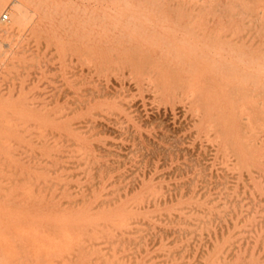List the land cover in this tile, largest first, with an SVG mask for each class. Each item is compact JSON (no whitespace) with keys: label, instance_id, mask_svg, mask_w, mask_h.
I'll return each instance as SVG.
<instances>
[{"label":"rangeland","instance_id":"obj_1","mask_svg":"<svg viewBox=\"0 0 264 264\" xmlns=\"http://www.w3.org/2000/svg\"><path fill=\"white\" fill-rule=\"evenodd\" d=\"M4 1H2L3 4L2 2H0L1 3L0 7H2L0 9V17L5 11H9L10 19L0 24V29H1L0 46L2 45L1 47H4V49L2 48V51L4 53L0 50V95L5 94L3 97L5 99L7 98L6 99L7 101L9 99L8 104L10 105L12 104L11 106L15 107L17 110L19 109L18 114L20 118L18 117L15 108L7 105L6 108L5 105L4 107L2 106L3 105L2 101L4 102L5 100L4 98H1L2 97L1 96L0 114H2L6 109L7 113L6 112L3 113L4 117H6L3 120L6 123L4 121L3 122L7 126H8L7 121L10 120V122L8 127L4 126L3 131L1 130L2 133L5 132L4 133L5 135L0 132L1 135L0 141H2L0 142V146L2 145L0 148L1 151L0 170H2L0 171V175H1L0 191H2L3 193L5 191L4 195L2 192L0 193V196L2 195L1 197H3L1 198L2 200L0 199L1 200L0 209L1 207L3 208L6 207L3 204H6L9 207V208L6 207L7 209L5 208V210L2 208L4 212H2L3 210H0V214H1L0 232L2 233V234L0 233L2 235V236L0 235V238L2 237L3 239V240L0 239V243H1L0 263L1 264H264V68H262L264 66V60H263L264 59V0H189V1L185 0V2H183V0H170V1L169 0H154V1L153 0H135V1L122 0L123 2L121 0L120 1L103 0V2L102 0L101 1L100 0H23L24 2L22 0H6L5 2ZM18 1L22 4L19 5V8L25 10V15H27V17L25 16L23 20L25 23L22 21L23 23H20L19 25L14 21L15 19L13 18L14 14L16 13V7L18 4H20ZM124 2L128 4H125ZM131 2H133L134 4L133 3L131 4ZM137 2L139 4H137ZM96 3L99 4V6L96 5ZM107 3L108 6L106 7ZM191 4H193V7ZM112 5H114L115 8H113L114 6L112 7ZM139 5L141 8L142 7L145 8L147 6L148 10L147 8H145V11L146 10L147 11L143 12L144 9L141 10V8H139ZM13 6L16 7L14 8ZM100 6L102 8H100ZM122 7L124 9H122ZM129 7L134 9L138 7L137 8L138 11L135 12V10L137 9L135 10L132 9L133 12L131 13V9H129ZM190 7L192 8V10ZM212 7L214 9V10L212 9L213 11L208 10ZM127 8L129 10H127ZM164 8H166V10ZM111 10L112 12H110ZM150 10L153 11L150 12ZM188 10L189 12H185L186 13L185 14L184 11H188ZM148 11H149V15L146 14L147 15L146 17V15L143 13H148ZM164 11L165 13H163ZM217 11L219 14H217ZM108 12H110L109 13L110 15L107 14ZM116 12L117 13L119 12V16H120L119 18L118 16H116L118 15ZM129 12L131 14H129ZM137 12L138 13L140 12V14H138ZM199 12H201L202 14L201 13L198 14ZM30 14L32 17L31 16L29 17ZM136 14L137 16H135ZM159 14L161 15V17ZM204 14H205V18H204ZM191 15L193 16L191 17ZM200 15H203V17ZM112 16L114 17L116 16L115 17L116 21L113 18L111 19ZM144 16L148 19H146ZM187 16L188 17L190 16L191 19L190 17L188 18ZM98 17L103 21L104 27H102L103 26L102 21L101 20L99 21ZM123 17H126V19L128 18V21ZM150 17H152L153 19ZM121 18L123 19V22ZM217 18L218 20H216ZM222 18H224V20ZM129 19L131 20L129 21ZM136 19H139L137 20V23H135ZM158 19H160V22L163 21L162 24L159 23ZM186 19H188V21ZM220 19L222 22L220 21ZM242 19L245 21H243ZM96 20L98 21L96 22ZM146 20L147 21L150 20L151 22L150 25L149 22H147ZM152 20L154 24L152 23ZM168 20L170 21L168 22ZM246 20H248L249 23ZM108 21H111L112 23L110 22L109 25ZM124 21L125 23H127V25L128 24L129 25L127 26L124 23ZM229 21L231 22V24ZM238 21L242 22V24L241 23L238 24L239 23ZM67 22H69L70 25ZM99 22H101V24H99ZM155 22H157V24ZM176 22L179 23L181 22V24L177 23L178 24L177 25ZM48 23L50 25H48ZM114 23L117 24L115 25ZM171 23L172 25H170ZM213 23L214 25H212ZM218 23H223V24H218ZM8 24L9 25L12 24V26L14 25L13 34L9 40L3 37L4 35L2 32V28L9 26ZM56 24H57L56 27L55 26L52 27V25H56ZM106 24L109 26H107ZM132 24H135V26ZM136 24L138 25L137 27ZM228 24H230V26ZM123 25L125 26V28ZM130 25L131 27L133 26L132 29ZM151 25L152 27L150 29L147 28L150 27ZM198 25L199 27H197ZM33 26L35 27V29L33 28ZM38 26L39 27L42 26L43 28L41 27L40 29ZM63 26L66 27V29ZM117 26L119 27V30ZM142 26H144L145 29L144 28L142 29ZM165 26H167L168 28ZM181 26L182 28L186 27L187 31L186 28L185 31L184 28L182 30ZM190 26L191 28L192 26L194 28L191 29ZM231 26H232V30H231ZM46 27L47 29H49V31L46 29ZM49 27L52 28V30H50ZM58 27L59 29H57ZM97 27H100L101 30L99 28L97 29ZM159 27L162 29L165 28V31L163 30L164 34L162 33V29L160 30ZM177 27L180 29H176ZM61 28L65 29L67 32ZM80 28H81L80 35L82 34L85 35H82L79 38L78 30H80ZM173 28L175 32L172 31ZM70 29L73 31H71ZM103 29H105L106 32ZM120 29L121 32H119ZM201 29L202 30L204 29V32ZM249 29L250 30L252 29L253 31L252 30L248 31ZM127 30H129V32L131 31L137 32V33L131 32L134 39L130 37L131 34H129ZM158 30H160L161 32ZM167 30L169 31L168 34L166 32ZM40 31L42 32V34ZM43 31H45V34ZM75 31L76 33L74 34L71 33ZM99 31L103 33L102 34L104 35L103 37L101 36ZM147 31L149 34H147ZM170 31L172 33L174 32L173 34H176L179 37L173 35ZM46 32L49 33V36L48 34H46ZM189 32L191 33V35ZM205 32L206 35H204ZM226 32L228 36L224 34ZM252 32L256 36L252 34ZM37 33L40 35L37 36L38 35ZM61 33H64V35ZM106 33H108L107 35L109 36H107ZM197 33L198 35H196ZM237 33H239V35ZM192 34H194V37ZM76 35L77 38H75ZM51 36L53 37V40L55 42L51 40L52 39ZM88 36L92 39H90ZM13 37L14 40H12ZM55 37L56 38L59 37L58 40ZM161 37L164 38V40H162ZM169 37H174L176 41L173 40L174 38L172 39ZM196 37L199 38L197 39ZM211 38L212 40H210ZM232 38L235 40H233ZM122 39L124 41H127L128 39L129 40L125 44V42H123ZM148 39L150 40L147 41ZM167 39L169 40L167 41ZM213 39L216 42L213 43L212 45V42H214ZM238 39L241 41H239ZM11 40L13 43H10ZM70 40L72 41V43ZM76 40L78 41L76 42ZM137 40L139 41L138 48H136L137 43H135ZM160 40H162V42ZM186 40H188L187 43L190 45L186 44ZM190 40L191 43H189ZM229 40L231 42H229ZM117 41L120 42L117 43ZM142 41L144 43H142ZM196 41L199 44H197ZM5 42L6 44H4ZM68 42H70V44ZM90 42L93 43H91V46L89 47L88 45L90 44ZM176 42H178V44L184 43L183 44L184 46L181 45V48H179L180 44L178 45ZM204 42H206V44ZM250 42L253 43V45L251 43L253 47L249 45ZM132 43H134V45ZM152 43H154L155 46ZM201 43H203V45L208 44V47L212 46L214 48L211 50V47L210 49L205 46L203 47ZM159 44L161 45V47L163 46L162 49ZM167 44L170 45L171 47L168 46ZM196 44L199 46H197ZM214 44L216 45L214 46ZM55 45L57 46L59 45V46L55 47ZM81 45L83 46V48ZM150 45H153L152 47H155L156 49L154 48L152 49ZM71 46L74 47L72 48ZM96 46L99 47L100 50H97L98 48ZM105 46L107 47V49H105ZM109 46H111L112 49H109L110 48ZM116 46L118 47L120 46L121 48L118 47L116 48ZM128 46H129V50H127ZM27 47L31 49L29 50ZM69 47L70 50H67ZM169 47L170 49H168ZM221 47L225 48L224 51L226 52L221 51L223 50L221 49ZM249 47H251L250 48L251 50H249ZM255 47H258V49ZM177 48L179 50H176ZM198 48L201 50H199ZM207 48L211 52H208L209 50ZM230 48L233 49V52L232 50H230ZM196 49H198V51ZM217 49H219L220 51ZM142 50H145L144 53L142 52ZM164 50L168 54H166ZM180 50L182 52H179ZM188 50L192 52L194 50V52L191 53L188 52ZM110 51L113 52L111 53ZM133 51H135L133 55H136V58L133 57L132 54H130L133 53ZM202 51L203 52L207 51L208 53H206L205 55V53H202ZM241 51L244 52L242 53ZM251 51H255V52L252 53ZM122 52H124V56ZM231 52L234 55L231 56L232 58L230 57V55L232 54ZM103 53H105L106 58ZM160 53H162V55ZM163 53L166 54V58L164 57ZM189 53L191 55L193 54L194 55L191 57ZM211 53L212 56H210ZM226 53L227 54L230 53V54L227 55ZM99 54L101 55V57ZM198 54L200 55V57ZM203 54L204 57L202 56ZM243 54L245 55V57ZM146 55L149 56L147 57ZM181 55L183 60L181 59ZM188 55L190 56L189 59H188ZM223 55H227L228 60L227 57ZM122 56L123 58L124 57L125 58L123 59ZM194 56L195 59H193ZM256 56L258 60L256 59ZM96 57L98 58L96 59ZM140 57L143 59H141ZM144 57H146L148 60ZM149 57L151 58L149 59ZM99 58H101V60H99ZM102 58L105 60H103ZM154 58L156 60H154ZM191 58L192 60H190ZM133 59H136V61L135 60L133 61ZM139 59L140 61L141 60L143 61L140 62ZM164 59L166 61L168 60V64ZM241 59L244 60L242 61ZM247 59L248 60L250 59L251 61H248L249 62L248 63ZM199 60L200 61L204 60V62L202 61L200 62ZM224 60L226 63L229 62L230 60L232 62L230 61L229 63L226 64ZM254 60L257 62L262 61V63H260V65L259 63L258 65H256L257 62L256 64L251 63V62H255ZM178 61L180 62V64L178 63ZM184 61L186 62L184 63ZM192 61H194L193 64ZM147 62L149 63V65H147L148 64ZM150 62L151 63L154 62V64H151ZM205 62L206 64L207 63L208 64L206 65ZM240 62H242V64ZM142 63L144 66L141 67ZM209 63H212V65L213 66L215 65V67H213ZM234 63L236 68L233 66ZM131 64H135L133 65L134 67L133 66L131 67L130 66ZM158 64L160 65V67ZM170 64L171 66H169ZM224 64L226 65L224 66ZM145 65L147 66V68ZM191 65L193 66L191 67ZM200 65L203 66L201 67ZM242 65L244 66L242 67ZM105 66L107 70H105ZM184 66L185 69L187 67L186 70L183 68ZM226 66L228 67V69ZM256 66L258 69L256 68ZM259 66H261V69ZM144 67L147 70V73L145 72L146 70L143 69ZM162 67L165 68V71L164 68L161 70ZM207 67L208 69H206ZM209 67H211L212 69L210 70ZM230 67L233 69L231 70ZM149 68L151 71L149 70ZM189 68L191 72H189ZM214 68L217 71L216 70L214 71L213 70ZM245 68L248 70H246ZM158 69L160 73L157 71ZM169 69H173V71L171 70L170 72ZM198 69L200 70L202 69V71ZM148 70L150 72H148ZM209 70L211 71L210 73ZM252 70L253 72H251ZM140 71H143L144 74L145 73L146 74L144 75L143 72L141 74ZM204 71H206L205 72L206 74L204 73ZM213 71L217 73V74L214 73L215 76H213L212 74ZM230 71L232 72L230 73ZM161 72H164V75ZM168 72L170 74L174 72L173 73L174 75H169ZM181 72H183L184 74ZM198 72L201 73L199 74ZM137 73H139V76L137 75ZM221 73H223V75H220ZM224 73L227 75H224ZM153 74H156V76L155 75L153 76ZM157 74L160 75L158 76ZM193 74L195 75V77ZM176 75L179 76L177 77ZM180 75L184 77L183 78L184 80ZM204 75L208 76L207 79L209 82L206 81V76ZM107 76L110 77L108 78ZM168 76H171V78L169 77L170 80ZM164 77L168 80H166ZM192 77L194 79L196 78L195 80L197 82L193 80ZM256 77L257 79H255ZM79 78H81L82 80ZM157 78L160 80H158ZM177 78L179 79L177 80ZM187 78L188 79L190 78L189 79L190 81ZM117 79L118 82L116 81ZM140 79L142 83H140L141 82L139 81ZM201 80L203 81L201 83H206V82L210 83L212 82V80L214 83L213 82L210 84L206 83L203 86L200 83ZM215 80L217 82H215ZM219 80H221V82ZM223 80L225 83L223 82ZM107 81H109V84L107 83ZM174 81L177 84L180 83V85L178 86L177 84L174 83ZM158 83L159 84L161 83L162 85L161 84L158 85ZM167 83L170 84L169 88ZM190 83L192 86L190 85ZM196 83L198 84L196 85ZM215 83H217L216 87H215ZM238 83L242 88L243 87L244 88L242 89L241 87H239ZM93 84H95V86ZM21 86L25 88L21 89ZM138 86L139 87L141 86V89ZM163 86L165 87L166 91ZM208 86L210 88V90L208 89L210 92L206 89ZM218 86L220 87L221 92L219 89H217ZM103 87L105 89H103ZM121 87H123L124 89ZM142 87H145L143 88L144 91ZM171 87L173 88L174 94L171 91L172 90ZM204 87H205V91H207L208 94L211 93L209 95L210 96L212 95L213 98L215 96V99H217L218 101L212 99V96L211 98H209V95L206 94V92H204ZM86 88L87 89L89 88L90 90L89 89L87 90ZM162 89L165 91V92L163 91L165 94L162 93ZM195 89L196 91L197 90L198 91L196 92ZM175 90L177 93H175ZM200 90H202L203 92ZM72 91H74L75 93ZM90 91L97 92L98 94L97 93L96 94L98 96H96L95 92L93 94L91 92L90 94ZM169 91H171L172 93L171 92L167 93ZM76 92L79 94H77ZM87 92L89 93L87 94ZM100 92L102 93V95ZM148 92H150L149 95ZM159 92L161 96H159L160 95ZM201 92L203 94L202 96L203 98L202 97L198 98V96H201L200 95ZM222 92L224 93V95L222 94ZM129 93L130 95L131 94L132 95L130 96ZM198 93L199 95H197ZM213 93L216 95L218 93V95L216 96ZM226 93L229 98L232 96L231 99L227 98ZM10 94L13 96L11 97L12 99L10 98L11 96ZM170 94L171 97H169ZM162 95L164 96V98L166 97L167 98L164 99ZM244 95L245 97H243ZM143 96L145 97V99ZM155 96L157 99L155 98ZM179 96L181 98H179ZM247 97L249 99H247ZM183 98L184 99L187 98V99L184 100ZM83 99L84 101H82ZM198 99L199 100L202 99V102H204L203 99H205L206 100V102H204L205 104L202 103L201 105L200 104L201 101L198 102L199 101ZM102 100H104V103ZM142 100L143 101L145 100V103ZM162 100L165 101L163 102ZM228 100L230 102L232 100L235 103L231 102L233 104L232 105L230 102H228ZM95 101L98 102L96 103ZM99 101L102 104H107V105H102L100 104ZM174 101L175 103L176 102L177 103L175 104ZM223 101H226L233 107L230 106L231 107L230 108L229 104ZM253 101L258 103H255V106H253L254 105ZM194 102H195V106H193ZM216 102L220 103L221 108H219L220 107L219 103L216 104ZM252 102L253 105H251ZM108 103L110 105H108ZM111 104H113V107H111ZM52 105L54 107H52ZM89 105L94 106V108L93 107L91 108V106ZM210 105H211L210 107L211 109H209ZM225 105L227 109L225 108ZM27 106L30 107L33 106V107L28 108ZM116 106H118V108H120L121 110L116 108ZM36 107L38 108L39 111L37 110ZM88 107H90V109ZM216 107H218L219 109H216ZM238 107H241L240 110L238 109ZM11 108L13 110L15 109L14 112L12 111ZM205 108L210 110L211 113L210 111L207 112V109ZM232 108L233 111L235 110L234 111L235 113L233 111L230 112ZM83 109L85 110L84 112ZM87 109L89 110L88 112ZM255 109L257 110L255 111ZM214 110L217 113L220 112L221 116H219L220 113L217 115L215 112H214L215 114L214 116L213 114ZM223 110H225L228 114ZM248 110H250L253 114H249L250 111ZM123 111L129 115L126 116V114ZM194 112H197V114L198 113L199 114L197 115ZM20 113L21 115H23V117L20 115ZM230 113H233L231 114V117H230ZM92 114L94 117L95 116L96 117L94 118ZM222 114L226 115V117ZM50 115L52 116L49 117ZM130 115L131 117L129 119ZM205 115H209V116L211 115V116L210 117L208 116L209 118H206L207 116L205 117ZM222 116H224V118ZM232 116H234V119L232 118ZM236 116L239 117L237 118ZM29 117L30 119H27ZM67 117L68 119H65ZM70 117L72 120L70 119ZM221 117L223 118L222 123L220 122L222 120ZM211 118L215 120H212ZM216 118H218L219 120H216ZM225 118L226 120H224ZM254 118L255 120H253ZM201 119L204 120H202L203 122L201 125H198L201 123L200 121ZM205 119L207 120L205 121ZM210 119L212 122L210 121ZM19 120H20V124H19ZM61 120H63V123L65 122L64 125ZM232 120H236L237 122ZM22 121L23 124L25 123L24 127ZM198 121H200V123ZM216 121L218 124L216 123ZM59 122H61V124ZM66 122H69L70 124ZM71 123H73V125ZM214 123H216V125L218 126L220 123L219 126L220 129H217L218 126L217 128H215L216 125ZM231 123L232 126H230ZM15 124L17 126H15ZM65 124L67 125L65 126ZM202 125L203 127L204 126L205 127L203 128ZM239 125L240 127H238ZM241 125L242 126L245 125V126L242 127ZM69 126H71L70 127L71 129L68 128ZM227 126L228 128L225 129V127ZM229 127H231L230 129L237 127V129H234L235 132L233 129H232L233 131L231 130L229 132L228 131L230 130ZM21 128H23V130H20ZM240 128H242L243 131ZM6 129L9 131V133H6L8 132ZM16 129L19 130L17 131ZM220 130L223 132L221 133ZM240 130L243 132V134ZM16 131L18 132V134L15 133ZM239 132L241 134H239ZM228 133L230 135H227ZM14 134L16 137L20 135L18 138L22 140L20 139L17 140L18 138H16ZM8 135H12L14 137L12 136L10 137ZM226 135L229 136L233 141L230 138H228ZM245 135L246 138L247 137L250 138L247 139L244 138ZM8 138L12 140L10 141ZM234 139L235 140L237 139L236 146H238L239 148L234 146V144H236ZM243 139H246L244 140L246 144L244 143ZM27 140L30 141L28 142ZM230 140L232 141V143ZM239 140L241 141L240 145L238 144ZM5 143H7L6 146L3 145ZM9 143L11 145H9ZM4 146L5 148L7 147L6 149L8 150L2 148ZM249 146L252 147L250 148ZM11 147H15V148L11 149ZM18 147L21 149H19ZM1 149L2 150L5 149V150L2 151ZM232 149L234 150L232 151ZM252 150H255L253 153L254 156L252 154L253 152ZM235 151L237 152L238 157ZM243 151H245L246 154ZM247 152H249L250 154L249 153L247 154ZM243 153L245 154L244 157L242 156ZM3 154L6 155L4 156ZM14 154L16 155L14 157H16L17 159H18L17 156L21 155L22 159L21 157H19V160L21 159L22 161L21 160L19 161L16 158L14 159L11 158L13 157ZM33 154L35 157L33 156ZM246 155L248 156L246 157ZM6 156L8 159L6 158ZM4 157L5 159L3 160L2 158ZM242 157L245 159L244 162H242L244 159H240ZM9 158H11V160H14L15 162L16 161H18V163L20 162V164L22 163L21 166L20 165L17 166V162L16 163L11 162ZM248 159H255V161L254 160L249 161ZM1 160L3 161L4 164L1 162ZM246 160L248 162L252 161L251 164L250 163L245 164ZM9 161L11 163H9ZM38 161L40 163L42 162L44 165L41 163L42 165L39 164L40 165L39 166ZM8 163L9 165L13 164L12 165L13 167L10 165L11 166L10 168ZM23 163L27 165L25 166L27 167L26 169H24L25 167L22 166L24 165ZM15 165L17 166L16 168H14ZM28 165L29 166L31 165L32 168L31 166L29 167ZM250 166H252V168ZM28 168H31L33 171L31 169H29L30 171H28ZM249 168L251 171L248 170ZM7 170L10 171L6 172ZM21 171H24V173H21ZM5 172L6 174L9 175H6ZM19 172L22 175H20ZM20 182L22 185L20 184ZM15 185L17 186L16 188ZM18 185H20L21 187ZM22 187L24 188L22 189ZM9 190H13V194H15L14 190H17L16 193L18 195L17 194L13 195L12 192ZM26 192L28 196H26L27 195ZM9 195L12 197H9ZM13 196H15L16 198ZM7 197L9 198L8 200ZM18 197L21 199H19ZM10 198H12V200ZM19 201H22V204L23 205L26 204V205L23 206L22 204H20L21 202ZM15 203L19 205V207L17 205H14ZM101 203H103V205ZM10 204H12L11 205L12 207L10 206ZM10 208L11 210H9ZM37 212L38 215H36ZM9 214L11 215L10 218L8 217L10 216ZM32 215H36L33 216V218H35L34 219L35 223L33 224L34 226L31 224V221L33 220L31 217ZM29 216L30 218H28ZM6 218L10 220L8 221ZM27 218L28 220L29 219L31 220L30 223L28 222V220L26 221ZM36 218L39 219L38 222ZM34 220L32 221V223L34 222ZM17 221L21 226L18 225ZM13 222L16 224H14ZM25 222H27V224H25ZM36 223H38L39 225H37ZM16 225L18 228L16 227ZM23 225L26 226L23 227ZM9 227H11L12 229H10ZM3 230L6 233H4ZM38 233L39 234L42 233L41 238H39Z\"/></svg>","mask_w":264,"mask_h":264},{"label":"bare ground","instance_id":"obj_2","mask_svg":"<svg viewBox=\"0 0 264 264\" xmlns=\"http://www.w3.org/2000/svg\"><path fill=\"white\" fill-rule=\"evenodd\" d=\"M2 1H4V0H0V2H2ZM5 1H6V0H5ZM5 1H4V2H5ZM22 1H23V0H22ZM100 1H101V0H100ZM114 1H115V0H114ZM119 1H120V0H119ZM119 1H116V2H119ZM121 1H122V0H121ZM130 1H132V0H130ZM134 1H135V0H134ZM134 1H133V2H134ZM153 1H154V0H153ZM169 1H170V0H169ZM188 1H189V0H188ZM18 2H19V1H18ZM23 2H24V1H23ZM94 2H95V1H94ZM94 2H93V3H94ZM97 2H98V1H97ZM102 2H103V0H102ZM109 2H110V1H109ZM122 2H123V1H122ZM122 2H121V3H122ZM133 2H131V4H132ZM151 2H152V1H151ZM172 2H173V1H172ZM172 2H171V3H172ZM183 2H185V0H183ZM12 3H13V2H12ZM19 3H20V2H19ZM105 3H106V2H105ZM113 3H114V2H113ZM124 3H125V2H124ZM129 3H130V2H129ZM134 3H135V2H134ZM134 3H133V4H134ZM152 3H153V2H152ZM0 4H1V3H0ZM2 4H3V2H2ZM122 4H123V3H122ZM122 4H121V5H122ZM125 4H128V3H125ZM137 4H139V3L137 2ZM143 4H144V3H143ZM145 4H146V3H145ZM162 4H163V3H162ZM162 4H161V5H162ZM164 4H165V3H164ZM174 4H175V3H174ZM174 4H173V6H174ZM177 4H178V3H177ZM215 4H216V3H215ZM215 4H213V5H215ZM15 5H16V4H15ZM19 5H22V4H21V3L18 4L17 7H16V6H13L14 8L16 7V13L14 14V17H13V18L15 19L14 21H15L18 25H19L20 23H23V22H24L23 20H24V17H25V16L27 17V15H25V10L20 9V8H19ZM91 5H92V4H91ZM93 5H94V4H93ZM96 5L99 6V4H97V3H96ZM96 5H95V7H96ZM105 5H106V4H105ZM115 5H116V4H115ZM140 5H141V4H140ZM140 5H139V8H141ZM165 5H166V4H165ZM191 5H192V7H193V4H191ZM0 6H1V5H0ZM102 6H103V5H102ZM107 6H108V3H107V5H106V7H107ZM113 6H114V5H112V7H113ZM119 6H120V5H119ZM134 6H135V5H134ZM134 6H133V7H134ZM177 6H178V5H177ZM217 6H218V5H217ZM95 7H94V9H95ZM152 7H153V6H152ZM152 7H151V9H152ZM161 7H164V6H161ZM161 7H160V8H161ZM166 7H167V6H166ZM187 7H188V6H187ZM214 7H215V6H214ZM1 8H2V7H0V9H1ZM31 8H32V7H31ZM100 8H102V7L100 6ZM113 8H115V6H114ZM119 8H120V7H119ZM125 8H126V7H125ZM137 8H138V7H137ZM137 8H135V9H137ZM145 8H147V6H146ZM145 8L142 7L141 10L144 9L143 12H146V11L148 10V8H147L146 11H145ZM171 8H172V5H171ZM190 8H191V7H190ZM199 8H200V7H199ZM199 8H198V10H199ZM107 9H108V8H107ZM110 9H112V8H110ZM110 9H109V10H110ZM122 9H124V8L122 7ZM129 9H131V13H132V12H133L132 9H134V8H130V7H129ZM129 9L127 8V10H129ZM135 9H134V10H135ZM164 9L166 10V8H164ZM167 9H168V8H167ZM203 9H204V8H203ZM212 9H213V7L210 8V9H208V10H212ZM216 9H217V8H216ZM26 10H27V9H26ZM37 10H38V9H37ZM92 10H93V9H92ZM96 10H97V8H96ZM119 10H120V9H119ZM156 10H157V9H156ZM159 10H161V9H159ZM189 10H190V9H189ZM189 10H188V11H184V13H185V12H189ZM191 10H192V8H191ZM193 10H194V9H193ZM201 10H202V9H201ZM213 10H214V9H213ZM213 10H212V11H213ZM27 11H28V10H27ZM30 11H31V10H30ZM107 11H108V10H107ZM120 11H121V10H120ZM123 11H125V10H123ZM123 11H122V12H123ZM136 11H138V9L135 10V12H136ZM152 11H153V10H152ZM152 11L150 10V12H152ZM175 11H176V10H175ZM182 11H183V10H182ZM110 12H112V10H111ZM110 12H108L107 14H109ZM127 12H128V11H127ZM143 12H141V13H143ZM159 12H160V11H159ZM171 12H172V11H171ZM191 12H192V11H191ZM193 12H195V11H193ZM207 12H208V11H207ZM105 13H106V12H105ZM116 13H117V12H116ZM124 13H125V12H124ZM124 13H123V14H124ZM131 13L129 12V14H131ZM137 13H138V12H137ZM163 13H165V11H164ZM200 13H201V12H199L198 14H200ZM208 13H209V12H208ZM211 13H212V12H211ZM12 14H13V13H12ZM103 14H104V13H103ZM117 14H118V15H116V14H114V15L118 16V18H119V17H120V16H119V12H118ZM138 14H140V12H139ZM143 14H145V15H146V14L149 15V11H148V13H143ZM143 14H142V15H143ZM178 14H179V13H178ZM178 14H177V15H178ZM185 14H186V13H185ZM198 14H197V15H198ZM201 14H202V13H201ZM206 14H207V13H206ZM209 14H210V13H209ZM217 14H219L218 11H217ZM217 14H216V15H217ZM22 15H23V16H22ZM109 15H110V14H109ZM120 15H121V14H120ZM142 15H141V16H142ZM147 15H146V17H147ZM155 15H156V14H155ZM159 15H160V14H159ZM159 15H158V16H159ZM179 15H180V14H179ZM189 15H190V14H189ZM216 15H215V16H216ZM30 16H31V14L29 15V17H30ZM103 16H104V15H103ZM106 16H107V15H106ZM116 16H115V17H116ZM124 16H125V15H124ZM127 16H129V15H127ZM135 16H137V14H136ZM174 16H175V15H174ZM185 16H186V15H185ZM192 16H193V15H191V17H192ZM200 16L203 17V15H200ZM211 16H212V15H211ZM31 17H32V16H31ZM108 17H109V16H108ZM115 17L112 16L111 19L113 18V19L116 21V18H115ZM144 17H145V16H144ZM146 17H145V18H146ZM155 17H156V16H155ZM160 17H161V15H160ZM162 17H164V16H162ZM187 17H188V16H187ZM187 17H186V18H187ZM189 17H190V16H189ZM189 17H188V18H189ZM191 17H190V19H191ZM217 17H218V16H217ZM123 18L126 19V17H123ZM131 18H132V17H131ZM150 18H152V17H150ZM158 18H159V17H158ZM165 18H166V17H165ZM165 18H164V19H165ZM183 18H184V17H183ZM199 18H201V17H199ZM204 18H205V14H204ZM208 18H209V17H208ZM212 18H213V17H212ZM233 18H234V17H233ZM38 19H39V16H38ZM38 19H37V20H38ZM121 19H122V18H121ZM132 19H133V18H132ZM134 19H135V18H134ZM146 19H148V18H146ZM152 19H153V18H152ZM154 19H155V18H154ZM161 19H162V18H161ZM177 19H178V18H177ZM177 19H176V20H177ZM222 19L224 20V18H222ZM228 19H229V18H228ZM228 19H227V20H228ZM234 19H235V18H234ZM234 19H232V20H234ZM236 19H237V18H236ZM26 20H27V19H26ZM98 20L100 21L101 19H99V17H98ZM98 20H96V22H97ZM109 20H110V19H109ZM126 20L128 21V18H127ZM130 20H131V19H129V21H130ZM137 20H139V19H136V22H135V23H137ZM158 20H159V23L162 24L163 21L160 22V19H158ZM162 20H163V19H162ZM182 20H184V19H182ZM186 20L188 21V19H186ZM192 20H193V19H192ZM203 20H204V19H203ZM212 20H213V19H212ZM212 20H211V21H212ZM216 20H218V18H217ZM240 20H241V19H240ZM240 20H239V21H240ZM242 20H243V19H242ZM249 20H250V19H249ZM22 21H23V22H22ZM68 21H69V20H68ZM101 21H102V20H101ZM115 21H114V22H115ZM119 21H120V20H119ZM133 21H135V20H133ZM144 21H145V20H144ZM146 21H147V20H146ZM155 21H156V20H155ZM169 21H170V20H168V22H169ZM179 21H180V20H179ZM187 21H186V22H187ZM194 21H195V20H194ZM194 21H193V23H194ZM206 21H207V20H206ZM206 21H204V22H206ZM211 21H210V23H211ZM220 21H221V19H220ZM239 21H238V22H239ZM243 21H245V20H243ZM246 21L248 22V20H246ZM26 22H27V21H26ZM29 22H30V21H29ZM63 22H64V21H63ZM69 22H70V21H69ZM69 22H67V23H69ZM96 22H95V24H96ZM108 22H109V25H110V22H111V21H108ZM117 22H118V20H117ZM122 22H123V19H122ZM122 22H121V23H122ZM147 22H149V25H150V23H151L150 20H148ZM221 22H222V21H221ZM229 22H230V21H229ZM247 22H246V23H247ZM2 23H3V22H2ZM24 23H25V22H24ZM39 23H40V21H39ZM61 23H62V22H61ZM72 23H73V22H72ZM72 23H71V24H72ZM104 23H105V21H104ZM111 23H112V22H111ZM121 23H120V24H121ZM124 23H125V21H124ZM152 23H153V20H152ZM155 23L157 24V22H155ZM166 23H167V22H166ZM166 23H165V24H166ZM177 23H179V22H176V24H177ZM182 23H183V22H182ZM188 23H190V22H188ZM191 23H192V22H191ZM201 23H202V22H201ZM201 23H200V24H201ZM215 23H216V22H215ZM226 23H227V22H226ZM240 23L242 24V22H239L238 24H240ZM248 23H249V22H248ZM248 23H247V24H248ZM252 23H253V22H252ZM92 24H93V23H92ZM99 24H101V22H99ZM102 24H103V21H102ZM114 24H115V23H114ZM114 24H113V25H114ZM116 24H117V23H116ZM116 24H115V25H116ZM125 24L127 25V23H125ZM153 24H154V23H153ZM156 24H155V25H156ZM161 24H160V25H161ZM168 24H169V23H168ZM179 24H181V22H180ZM202 24H203V23H202ZM218 24H223V23H218ZM230 24H231V22H230ZM230 24H228V25L230 26ZM244 24H245V23H244ZM247 24H246V26H247ZM250 24H251V23H250ZM8 25H9V24H8ZM48 25H50V24L48 23ZM59 25H60V24H59ZM62 25H63V24H62ZM69 25H70V23H69ZM73 25H74V24H73ZM106 25H107V24H106ZM106 25H105V26H106ZM109 25H107V26H109ZM128 25H129V24H128ZM128 25H127V26H128ZM132 25L135 26V24H132ZM143 25H144V24H143ZM145 25H146V24H145ZM160 25H158V26H160ZM170 25H172V23H171ZM173 25H174V24H173ZM177 25H178V24H177ZM184 25H185V23H184ZM189 25H190V24H189ZM194 25H195V24H194ZM194 25H193V26H194ZM205 25H206V24H205ZM209 25H210V24H209ZM212 25H214V23H213ZM234 25H235V24H234ZM6 26H7V25H6ZM13 26H14V25H13ZM13 26H12V24H11V25H9V26H7V27L2 28V32H3V35H4L3 37H5V38L8 39V40L12 37L13 30H14ZM39 26H40V25H39ZM39 26H38V27H39ZM53 26L56 27L57 24H56V25H52V27H53ZM82 26H83V25H82ZM82 26H81V27H82ZM99 26H101V25H99ZM123 26H124V25H123ZM137 26H138V25L136 24V27H137ZM156 26H157V25H156ZM156 26H155V27H156ZM193 26H192V28H194ZM241 26H242V25H241ZM246 26H245V27H246ZM251 26H254V25H251ZM15 27H16V26H15ZM23 27H24V25H23ZM23 27H22V28H23ZM25 27H26V26H25ZM41 27H42V26H41ZM41 27H39V28L41 29ZM63 27H64V26H63ZM69 27H70V26H69ZM72 27H73V26H72ZM72 27H71V28H72ZM84 27H86V26H84ZM93 27H94V26H93ZM93 27H91V28H93ZM95 27H96V26H95ZM102 27H104V24H103ZM102 27H101V28H102ZM112 27H113V26H112ZM120 27H121V26H120ZM130 27H131V25H130ZM132 27H133V26H132ZM132 27H131V29H132ZM146 27H147V26H146ZM151 27H152V25H151L150 27H147V28L150 29ZM162 27H163V26H162ZM165 27H167V26H165ZM175 27H176V25H175ZM197 27H199V25H198ZM217 27H218V26H217ZM217 27H215V28H217ZM220 27H221V26H220ZM233 27H234V26H233ZM33 28L35 29L34 26H33ZM42 28H43V27H42ZM49 28H50V27H49ZM64 28L66 29V27H64ZM82 28H83V27H82ZM98 28L100 29V27H97V29H98ZM107 28H109V27H107ZM117 28H118V30H119V27H118V26H117ZM124 28H125V26H124ZM143 28H144V26H142V29H143ZM167 28H168V27H167ZM167 28H166V29H167ZM181 28H182V26H181ZM183 28H184V27H183ZM183 28H182V30H183ZM185 28H186V27H185ZM185 28H184V31H185ZM188 28H189V26H188ZM190 28H191V26H190ZM192 28H191V29H192ZM200 28H201V27H200ZM208 28H209V26H208ZM236 28H237V27H236ZM250 28H251V27H250ZM46 29H47V27H46ZM57 29H59V27H58ZM61 29H63V28H61ZM61 29H60V30H61ZM65 29H63V30H65ZM97 29H95V30H97ZM105 29H106V28H105ZM105 29H103V30L105 31ZM115 29H116V28H115ZM129 29H130V28H129ZM131 29H130V30H131ZM144 29H145V28H144ZM152 29H153V28H152ZM159 29L161 30L162 28L159 27ZM176 29H180V28L177 27ZM191 29H190V30H191ZM0 30H1V29H0ZM47 30L49 31V29H47ZM50 30H52V28H50ZM60 30H59V31H60ZM67 30H68V29H67ZM70 30H71V29H70ZM82 30H83V29H82ZM89 30H90V29H89ZM100 30H101V29H100ZM112 30H113V29H112ZM123 30H124V29H123ZM135 30H136V29H135ZM156 30H157V29H156ZM156 30H155V32H156ZM160 30H158V31H160ZM163 30L165 31V28L162 29V33H163ZM169 30H170V28H169ZM201 30H202V29H201ZM231 30H232V26H231ZM251 30H252V29H251ZM251 30L249 29L248 31H251ZM17 31H18V30H17ZM19 31H20V30H19ZM37 31H38V30H37ZM41 31H42V30H41ZM41 31H40V32H41ZM65 31H66V30H65ZM68 31H69V30H68ZM71 31H73V30H71ZM78 31H79V36H78L79 38H80V36L85 35V34H82V32H81L82 35H80L81 28H80V30H78ZM83 31H84V30H83ZM104 31H102V32H104ZM127 31L129 32V30H127ZM138 31H139V30H138ZM148 31H149V30H148ZM148 31H147V34H149ZM150 31H152V30H150ZM172 31H174V28H173ZM180 31H181V30H180ZM184 31H183V32H184ZM186 31H187V28H186ZM188 31H189V30H188ZM197 31H198V30H197ZM202 31L204 32V29H203ZM225 31H226V30H225ZM229 31H230V30H229ZM252 31H253V30H252ZM43 32H44V34H45V31H43ZM52 32H54V31H52ZM52 32H51V33H52ZM62 32H63V31H62ZM66 32H67V31H66ZM97 32H98V31H97ZM97 32H96V33H97ZM99 32H100V31H99ZM105 32H106V31H105ZM112 32H113V31H112ZM119 32H121V29H120ZM131 32L133 33V32H136V31H131ZM131 32H129V34H131ZM140 32H141V29H140ZM143 32H144V31H143ZM155 32H152V33H155ZM160 32H161V31H160ZM166 32H167V34H168L169 31L167 30ZM166 32H165V33H166ZM170 32H171V31H170ZM174 32H175V31H174ZM174 32H173V33H174ZM209 32H210V30H209ZM212 32H213V31H212ZM217 32H218V31H217ZM219 32H220V31H219ZM223 32H224V31H223ZM232 32H233V31H232ZM237 32H238V31H237ZM246 32H247V31H246ZM71 33L74 34V33H76V31H75V32H71ZM84 33H85V32H84ZM86 33H88V32H86ZM90 33H91V32H90ZM109 33H110V31H109ZM117 33H118V31H117ZM123 33H124V32H123ZM123 33H122V34H123ZM136 33H137V32H136ZM158 33H159V32H158ZM171 33H172V32H171ZM173 33H172V34H173ZM177 33H178V31H177ZM185 33H186V32H185ZM189 33H190V32H189ZM198 33H199V32H198ZM198 33H197L196 35H198ZM214 33H215V32H214ZM228 33H229V32H228ZM244 33H245V32H244ZM255 33H256V32H255ZM14 34H15V33H14ZM37 34H38V33H37ZM41 34H42V32H41ZM44 34H43V35H44ZM46 34H48V36H49V33L46 32ZM58 34H59V32H58ZM61 34L64 35V33H61ZM65 34H66V33H65ZM68 34H70V33H68ZM92 34H93V33H92ZM94 34H95V32H94ZM100 34H101L102 37L104 36V35H102L103 33L100 32ZM107 34H108V33H106V35H107ZM142 34H143V33H142ZM147 34H146V35H147ZM159 34H160V33H159ZM159 34H158V35H159ZM163 34H164V33H163ZM182 34H183V33H182ZM207 34H208V32H207ZM216 34H217V33H216ZM224 34L227 35V32L224 33ZM224 34H223V35H224ZM237 34L239 35V33H237ZM240 34H241V33H240ZM252 34H254V33L252 32ZM252 34H250V35H252ZM39 35H40V34H38L37 36H39ZM55 35H57V34H55ZM89 35H90V34H89ZM98 35H99V33H98ZM113 35H115V34H113ZM117 35H118V34H117ZM119 35H120V34H119ZM123 35H124V34H123ZM123 35H122V36H123ZM143 35H144V34H143ZM152 35H153V34H152ZM170 35H171V34H170ZM170 35H169V36H170ZM173 35H176V34H173ZM178 35H179V34H178ZM190 35H191V33H190ZM192 35H193V37H194V34H192ZM204 35H206V32L204 33ZM229 35H230V34H229ZM254 35H255V34H254ZM254 35H253V37H254ZM13 36H14V35H13ZM52 36H53V35H52ZM52 36H51V37H52ZM73 36H74V35H73ZM92 36H94V35H92ZM92 36H91V37H92ZM107 36H109V35H107ZM110 36H111V35H110ZM122 36H121V37H122ZM125 36H126V35H125ZM129 36H130V35H129ZM135 36H136V35H135ZM160 36H161V35H160ZM166 36H167V35H166ZM171 36H172V35H171ZM176 36H177V35H176ZM180 36H181V35H180ZM227 36H228V35H227ZM246 36H247V35H246ZM255 36H256V35H255ZM53 37H54V36H53ZM53 37H52L51 40H52L53 42H55V41L53 40ZM61 37H62V35H61ZM85 37H86V36H85ZM88 37H89V36H88ZM88 37H87V38H88ZM98 37H100V36H98ZM98 37H97V38H98ZM130 37H132V38L134 39V37L132 36V34H131ZM144 37H145V36H144ZM152 37H153V36H152ZM156 37H157V36H156ZM164 37H165V36H164ZM177 37H179V36H177ZM181 37H182V36H181ZM213 37H214V36H213ZM220 37H221V35H220ZM235 37H237V36H235ZM48 38H49V37H48ZM55 38H56V37H55ZM58 38H59V37H58ZM58 38H56V39L58 40ZM72 38H73V37H72ZM75 38H77V35H76ZM82 38H83V37H82ZM87 38H86V39H87ZM89 38H90V37H89ZM97 38H96V39H97ZM104 38H105V37H104ZM104 38H103V39H104ZM108 38H109V37H108ZM108 38H107V40H108ZM110 38H111V37H110ZM112 38H114V37H112ZM132 38H131V39H132ZM148 38H149V37H148ZM161 38H162V37H161ZM166 38H167V37H166ZM166 38H165V39H166ZM169 38H172V39H173L174 37H169ZM184 38H185V37H184ZM190 38H191V37H190ZM196 38L198 39L199 37H196ZM214 38H215V37H214ZM217 38H218V37H217ZM226 38H227V37H226ZM255 38H256V37H255ZM65 39H66V38H65ZM70 39H71V36H70ZM90 39H92V38H90ZM105 39H106V38H105ZM141 39H142V37H141ZM150 39H151V36H150ZM150 39H148L147 41H149ZM153 39H154V38H153ZM159 39H160V37H159ZM181 39H182V38H181ZM220 39H221V38H220ZM232 39H233V38H232ZM2 40H3V39H2ZM12 40H14V37H13ZM12 40H11L10 43H13ZM82 40H83V39H82ZM97 40H98V39H97ZM100 40H101V39H100ZM100 40H99V41H100ZM111 40H113V39H111ZM116 40H117V39H116ZM116 40H115V42H116ZM122 40H123V39H122ZM125 40H126V39H125ZM128 40H129V39H128ZM128 40H127V41H124V40H123V42H125V44H126V42H128ZM154 40H155V39H154ZM154 40H153V41H154ZM162 40H164V38H162ZM162 40H160V41L162 42ZM168 40H169V39H167V41H168ZM173 40L176 41L175 38H174ZM179 40H180V39H179ZM191 40H192V39H191ZM191 40L189 41V43H191ZM203 40H204V39H203ZM203 40H200V41H203ZM205 40H206V39H205ZM210 40H212V38H211ZM213 40H214V39H213ZM233 40H235V39H233ZM238 40H239V39H238ZM241 40H242V37H241ZM241 40H239V41H241ZM248 40H249V38H248ZM251 40H252V39H251ZM254 40H255V39H254ZM254 40H253V41H254ZM6 41H7V40H6ZM65 41H66V40H65ZM70 41H71V40H70ZM77 41H78V40H76V42H77ZM84 41H86V40H84ZM88 41H89V40H88ZM94 41H95V40H94ZM103 41H104V40H103ZM120 41H121V40H120ZM120 41H117V43H119ZM140 41H141V40H140ZM155 41H156V40H155ZM155 41H154V42H155ZM187 41H188V40H186V44H187V45H190V44L187 43ZM198 41H199V40H198ZM206 41H207V40H206ZM220 41H221V40H220ZM50 42H51V41H50ZM60 42H61V41H60ZM63 42H64V41H63ZM80 42H82V41H80ZM101 42H102V41H101ZM111 42H113V41H111ZM138 42H139L138 40L135 42V43H137V44H136V46H137L136 48H138ZM169 42H170V41H169ZM180 42H182V41H180ZM196 42H197V41H196ZM210 42H212V41H210ZM215 42H216V41L214 40V42H212V45H213V43H215ZM229 42H231V41L229 40ZM246 42H247V41H246ZM2 43H3V42H2ZM61 43H62V42H61ZM68 43L70 44V42H68ZM71 43H72V41H71ZM83 43H84V42H83ZM88 43H89V42H88ZM91 43H93V42H90V44L88 45L89 47L91 46ZM95 43H96V42H95ZM109 43H110V42H109ZM142 43H144V42L142 41ZM176 43L178 44V42H176ZM193 43H194V42H193ZM204 43L206 44V42H204ZM247 43H248V42H247ZM251 43H252V42H250L249 45H251ZM4 44H6V42H5ZM59 44H60V43H59ZM65 44H66V43H65ZM99 44H100V43H99ZM113 44H114V43H113ZM130 44H131V42H130ZM130 44H129V45H130ZM132 44L134 45V43H132ZM140 44H141V43H140ZM152 44L155 46L154 43H152ZM160 44H161V43H160ZM160 44H159V45H160ZM163 44H164V43H163ZM163 44H162V45H163ZM165 44H166V43H165ZM179 44H180V47L178 46L179 48H181V45L184 46V45H183L184 43H183V44L179 43ZM179 44H178V45H179ZM194 44H195V43H194ZM197 44H199V43L197 42ZM197 44H196V45H197ZM201 44H202L203 47H204V46H205V47H208V44H207V45H205V44L203 45V43H201ZM209 44H210V43H209ZM216 44H217V43H216ZM216 44H214V46H215ZM7 45H8V43H7ZM60 45H61V44H60ZM74 45H76V44H74ZM85 45H86V44H85ZM92 45H93V44H92ZM95 45H96V44H95ZM95 45H94V47H95ZM100 45H101V44H100ZM103 45H104V44H103ZM108 45H109V44H108ZM111 45H112V44H111ZM116 45H117V44H116ZM122 45H123V44H122ZM153 45H150L151 48H152V49H153V48L156 49L155 47H152ZM167 45H168V44H167ZM167 45H166V46H167ZM252 45H253V43H252ZM252 45H251V46H252ZM1 46H2V45H1ZM1 46H0V47H1ZM23 46H24V45H23ZM56 46H57V45H55V47H56ZM58 46H59V45H58ZM58 46H57V47H58ZM67 46H68V45H67ZM79 46H80V45H79ZM81 46H82V45H81ZM97 46H98V44H97ZM97 46H96V47H97ZM114 46H115V45H114ZM124 46H125V45H124ZM139 46H141V45H139ZM168 46H170V45H168ZM168 46H167V47H168ZM197 46H199V45H197ZM232 46H233V45H232ZM9 47H10V46H9ZM62 47H63V46H62ZM62 47H61V48H62ZM71 47L73 48L74 46H71ZM94 47H93V48H94ZM109 47H110L109 49H112L111 46H109ZM117 47H118V46H116V48H117ZM142 47H143V45H142ZM142 47H141V48H142ZM144 47H145V44H144ZM160 47H161V45H160ZM162 47H163V46H162ZM162 47H161V49H162ZM170 47H171V46H170ZM170 47H169L168 49H170ZM189 47H192V46H189ZM193 47H194V45H193ZM200 47H201V46H200ZM200 47H199V48H200ZM210 47H211V50L214 48V47H212V46H210ZM210 47H208V48L210 49ZM242 47H243V46H242ZM252 47H253V46H252ZM2 48L4 49V47H1V49H0L1 51H2ZM27 48H28V47H27ZM59 48H60V47H59ZM66 48H67V47H66ZM78 48H79V47H78ZM80 48H81V47H80ZM82 48H83V46H82ZM84 48H85V47H84ZM97 48H98L97 50H100L99 47H97ZM118 48H121V47L119 46ZM127 48H128L127 50H129V46H128ZM141 48H140V49H141ZM148 48H149V47H148ZM199 48H198V49H199ZM208 48H207V49H208ZM217 48H218V47H217ZM227 48H228V47H227ZM240 48H241V47H240ZM250 48H251V47H249V50H251ZM255 48L258 49V47H255ZM22 49H24V48H22ZM28 49H29V48H28ZM28 49H27V50H28ZM30 49H31V48H30ZM30 49H29V50H30ZM63 49H64V48H63ZM74 49H75V48H74ZM74 49H73V50H74ZM105 49H107L106 46H105ZM105 49H104V51H105ZM125 49H126V48H125ZM130 49H132V48H130ZM133 49H134V48H133ZM140 49H139V50H140ZM144 49H145V48H144ZM164 49H165V48H164ZM183 49H184V47H183ZM183 49H182V50H183ZM186 49H187V48H186ZM186 49H185V50H186ZM198 49H196V50L198 51ZM209 49H208V50H209ZM215 49H216V48H215ZM221 49H223V50H221V51H224L225 48L221 47ZM234 49H235V48H234ZM58 50H59V49H58ZM60 50H61V49H60ZM67 50H70V47H69ZM76 50H77V49H76ZM76 50H75V51H76ZM81 50H83V49H81ZM90 50H91V49H90ZM95 50H96V49H95ZM121 50H122V49H121ZM121 50H120V51H121ZM157 50H159V49H157ZM176 50H179V49L177 48ZM194 50H195V49H194ZM194 50H193V52H194ZM199 50H201V49H199ZM202 50H203V49H202ZM217 50H219V49H217ZM226 50H227V49H226ZM230 50H232V52H233V49L230 48ZM230 50H229V51H230ZM261 50H262V49H261ZM4 51H5V50H4ZM24 51H26V50H24ZM64 51H65V50H64ZM92 51H93V50H92ZM113 51H114V50H113ZM113 51H110V52L112 53ZM122 51H123V50H122ZM135 51H136V50H135ZM135 51H133V53H130V54L133 55ZM144 51H145V50H142L143 53H144ZM147 51H149V50H147ZM214 51H216V50H214ZM219 51H220V50H219ZM219 51H218V52H219ZM229 51H228V52H229ZM255 51H256V49H255ZM255 51H251V52L253 53V52H255ZM259 51H260V50H259ZM2 52H3V51H2ZM93 52H94V51H93ZM95 52H96V51H95ZM116 52H117V50H116ZM124 52H125V50H124ZM124 52H122V53H123V56H124ZM126 52H127V51H126ZM152 52H153V50H152ZM156 52H157V51H156ZM164 52H166V51L164 50ZM179 52H182V51L180 50ZM188 52L193 53L192 51H189V50H188ZM208 52H211V51L209 50ZM208 52H207V51H206V52H203V51H202V53H205V55H206V53H208ZM224 52H226V51H224ZM232 52H231V53H232ZM241 52H242V51H241ZM243 52H244V51H243ZM243 52H242V53H243ZM251 52H250V53H251ZM3 53H4V52H3ZM3 53H2V54H3ZM91 53H92V52H91ZM119 53H120V52H119ZM143 53H142V54H143ZM150 53H151V52H150ZM150 53H148V54H150ZM174 53H175V52H174ZM199 53H200V52H199ZM212 53H213V52H212ZM212 53H211L210 56H212ZM221 53H222V52H221ZM221 53H220V54H221ZM245 53H246V51H245ZM257 53H258V52H257ZM95 54H96V53H95ZM95 54H94V55H95ZM103 54L105 55V53H103ZM107 54H108V53H107ZM120 54H121V53H120ZM126 54H128V53H126ZM130 54H129V55H130ZM135 54H136V53H135ZM139 54H140V53H139ZM139 54H138V55H139ZM142 54H141V55H142ZM153 54H154V53H153ZM157 54H158V53H157ZM160 54L162 55V53H160ZM163 54H164V53H163ZM166 54H168V53L166 52ZM166 54H164V57H165V58H166ZM170 54H171V53H170ZM189 54H190V53H189ZM200 54H201V53H200ZM215 54H216V53H215ZM215 54H214V55H215ZM223 54H225V53H223ZM226 54H227V53H226ZM229 54H230V53H229ZM229 54H227V55H229ZM235 54H236V53H235ZM91 55H92V54H91ZM99 55H100V54H99ZM108 55H109V54H108ZM113 55H114V54H113ZM121 55H122V54H121ZM143 55H144V54H143ZM151 55H152V54H151ZM151 55H150V56H151ZM155 55H156V54H155ZM179 55H180V54H179ZM179 55H178V56H179ZM183 55H184V54H183ZM193 55H194V54H193ZM193 55L190 54L191 57H192ZM195 55H196V54H195ZM198 55H199V54H198ZM198 55H197V56H198ZM227 55H223V56H226V57H227ZM232 55H233V53L230 55V57H231ZM243 55H244V54H243ZM96 56H97V55H96ZM110 56H111V55H110ZM110 56H109V58H110ZM119 56H120V55H119ZM119 56H118V57H119ZM123 56H122V58H123ZM126 56H127V55H126ZM144 56H145V55H144ZM146 56H147V55H146ZM148 56H149V55H148ZM148 56H147V57H148ZM167 56H168V55H167ZM174 56H175V55H174ZM176 56H177V54H176ZM185 56H186V54H185ZM190 56L188 55V59H189ZM202 56L204 57V54H203ZM208 56H209V55H208ZM218 56H219V55H218ZM220 56H221V55H220ZM233 56H234V55H233ZM235 56H236V55H235ZM249 56H250V55H249ZM260 56H261V54H260ZM98 57H99V56H98ZM98 57H96V59H97ZM100 57H101V55H100ZM102 57H103V55H102ZM111 57H112V56H111ZM133 57L136 58V55H133ZM137 57H138V56H137ZM141 57H142V56H141ZM141 57H140V58H141ZM153 57H154V56H153ZM153 57H152V58H153ZM157 57H158V56H157ZM159 57H162V56H159ZM164 57H163V58H164ZM183 57H184V56H183ZM199 57H200V55H199ZM199 57H198V59H199ZM238 57H239V56H238ZM244 57H245V55H244ZM247 57H248V56H247ZM92 58H93V57H92ZM105 58H106V55H105ZM120 58H121V57H120ZM124 58H125V57H124ZM124 58H123V59H124ZM126 58H127V57H126ZM128 58H130V57H128ZM138 58H139V57H138ZM138 58H137V59H138ZM144 58H146V57H144ZM150 58H151V57H149V59H150ZM163 58H162V59H163ZM210 58H211V57H210ZM212 58H213V57H212ZM214 58H215V57H214ZM218 58H219V57H218ZM224 58H225V57H224ZM231 58H232V57H231ZM235 58H237V57H235ZM242 58H243V57H242ZM21 59H22V58H21ZM96 59H95V61H96ZM102 59H103V58H102ZM112 59H114V58H112ZM141 59H143V58H141ZM146 59H147V58H146ZM169 59H170V58H169ZM172 59H173V56H172ZM177 59H178V57H177ZM181 59H182V55H181ZM181 59H180V60H181ZM193 59H195V56H194ZM198 59H197V60H198ZM202 59H204V58H202ZM206 59H207V58H206ZM206 59H205V60H206ZM219 59H220V58H219ZM238 59H240V58H238ZM256 59H257V56H256ZM99 60H101V58H99ZM103 60H105V59H103ZM103 60H102V61H103ZM109 60H110V59H109ZM134 60L136 61V59H133V61H134ZM144 60H145V59H144ZM147 60H148V59H147ZM147 60H146V61H147ZM154 60H156V59L154 58ZM154 60H153V61H154ZM164 60H165V59H164ZM182 60H183V59H182ZM182 60H181V61H182ZM186 60H187V59H186ZM190 60H192V58H191ZM208 60H210V59H208ZM221 60H222V59H221ZM227 60H228V57H227ZM241 60H242V59H241ZM241 60H240V61H241ZM243 60H244V59H243ZM243 60H242V61H243ZM257 60H258V59H257ZM263 60H264V59H263ZM116 61H117V60H116ZM125 61H126V60H125ZM125 61H124V62H125ZM127 61H128V60H127ZM129 61H130V60H129ZM139 61H140V59H139ZM141 61H143V60H141ZM141 61H140V62H141ZM165 61H166V60H165ZM175 61H176V59H175ZM187 61H188V60H187ZM199 61H200V60H199ZM201 61H202V60H201ZM201 61H200V62H201ZM230 61H231V60H230ZM230 61H229V62H230ZM233 61H234V59H233ZM236 61H237V60H236ZM236 61H235V62H236ZM248 61H251V60H250V59H249V60L247 59V62H248ZM254 61H255V60H254ZM137 62H138V61H137ZM140 62H139V63H140ZM163 62H164V61H163ZM166 62H167V64H168V60H167ZM185 62H186V61H184V63H185ZM188 62H189V61H188ZM193 62H194V61H192V64H193ZM202 62H204V60H203ZM206 62H207V61H206ZM206 62H205V64H206ZM209 62H211V61H209ZM219 62H220V61H219ZM224 62H225V60H224ZM229 62H227V63H229ZM231 62H232V61H231ZM238 62H239V60H238ZM256 62H257V61H255V62H251V63H255V64H256ZM100 63H101V62H100ZM102 63H103V62H102ZM107 63H108V62H107ZM107 63H106V64H107ZM110 63H111V62H110ZM112 63H114V62H112ZM130 63H131V62H130ZM134 63H136V62H134ZM147 63H148V62H147ZM147 63H146V64H147ZM150 63H151V62H150ZM155 63H157V62H155ZM160 63H162V62H160ZM172 63H173V62H172ZM176 63H177V62H176ZM178 63L180 64L179 61H178ZM178 63H177V64H178ZM196 63H197V62H196ZM217 63H218V62H217ZM221 63H222V62H221ZM225 63H226V62H225ZM227 63H226V64H227ZM236 63H237V62H236ZM240 63L242 64V62H240ZM245 63H246V62H245ZM248 63H249V62H248ZM251 63H250V64H251ZM258 63H259V65H260V63H262V61H261V62H257L256 65H258ZM120 64H121V63H120ZM125 64H126V63H125ZM128 64H129V63H128ZM128 64H127V65H128ZM140 64H141V63H140ZM144 64H145V62H144ZM151 64H154V62L151 63ZM174 64H175V63H174ZM198 64H199V62H198ZM207 64H208V63H207ZM207 64H206V65H207ZM209 64L212 65V63H209ZM226 64H224V66H225ZM237 64H238V63H237ZM255 64H254V65H255ZM90 65H91V64H90ZM103 65H104V64H103ZM109 65H110V64H109ZM133 65H135V64H131L130 66L132 67ZM147 65H149V63H148ZM155 65H156V64H155ZM158 65H159V64H158ZM161 65H162V64H161ZM175 65H176V64H175ZM185 65H187V64H185ZM188 65H189V64H188ZM221 65H222V64H221ZM238 65H239V64H238ZM238 65H237V66H238ZM254 65H253V66H254ZM97 66H98V65H97ZM97 66H96V68H97ZM107 66H108V65H107ZM137 66H138V65H137ZM137 66H136V67H137ZM142 66H144L143 63H142V65H141V67H142ZM145 66H146V65H145ZM156 66H157V65H156ZM169 66H171V64H170ZM172 66H173V65H172ZM192 66H193V65H191V67H192ZM195 66H196V65H195ZM200 66H201V65H200ZM202 66H203V65H202ZM202 66H201V67H202ZM212 66H213V65H212ZM233 66L236 68L235 63H234ZM243 66H244V65H242V67H243ZM245 66H246V65H245ZM247 66H248V65H247ZM261 66H263V65H261ZM261 66H259L260 69H261ZM98 67H99V66H98ZM131 67H130V68H131ZM133 67H134V66H133ZM154 67H155V66H154ZM159 67H160V65H159ZM159 67H158V68H159ZM179 67H180V65H179ZM213 67H215V65H214ZM226 67H227V66H226ZM250 67H252V66H250ZM100 68H102V67H100ZM124 68H125V65H124ZM124 68H123V69H124ZM130 68H129V69H130ZM146 68H147V66H146ZM151 68H152V67H151ZM163 68H164V67H162L161 70H162ZM166 68H167V67H166ZM171 68H172V67H171ZM173 68H174V67H173ZM177 68H178V67H177ZM183 68L185 69V66H184ZM193 68H195V67H193ZM198 68H199V67H198ZM203 68H204V67H203ZM222 68H223V67H222ZM240 68H241V66H240ZM246 68H247V67H246ZM246 68H245V69H246ZM256 68H257V66H256ZM256 68H255V70H256ZM262 68H264V66H263ZM108 69H109V67H108ZM117 69H118V68H117ZM138 69H139V68H138ZM143 69H145V67H144ZM156 69H157V68H156ZM179 69H180V68H179ZM186 69H187V67H186ZM186 69H185V70H186ZM206 69H208V67H207ZM209 69L211 70L212 68L209 67ZM227 69H228V67H227ZM230 69L232 70L233 68L230 67ZM230 69H229V70H230ZM242 69H243V68H242ZM242 69H241V70H242ZM257 69H258V68H257ZM100 70H101V69H100ZM105 70H107V69H106V66H105ZM112 70H113V69H112ZM126 70H127V69H126ZM141 70H142V69H141ZM145 70H146V69H145ZM145 70H144V71H145ZM149 70H150V68H149ZM149 70H148V72L151 71V70H150V71H149ZM161 70H160V71H161ZM169 70H170V72H171V70L173 71V69H169ZM185 70H184V71H185ZM194 70H195V69H194ZM198 70H200V69H198ZM198 70H196V71H198ZM203 70H204V69H203ZM210 70H209V73L211 72ZM213 70L215 71L216 69L214 68ZM235 70H236V69H235ZM243 70H244V69H243ZM246 70H248V69H246ZM250 70H251V69H250ZM250 70H249V71H250ZM255 70H254V72H255ZM89 71H90V70H89ZM97 71H98V69H97ZM114 71H115V70H114ZM154 71H156V70H154ZM157 71L159 72V69H158ZM164 71H165V68H164ZM181 71H182V69H181ZM184 71H183V72H184ZM196 71H195V72H196ZM200 71H202V69H201ZM214 71H213V73H212L213 76H215L214 73H216V72H214ZM216 71H217V70H216ZM221 71H222V70H221ZM225 71H226V70H225ZM257 71H258V70H257ZM99 72H102V71H99ZM99 72H98V74H99ZM108 72H109V71H108ZM124 72H125V71H124ZM138 72H139V71H138ZM142 72H143V71H140L141 74H142ZM145 72L147 73V70H146ZM175 72H176V71H175ZM183 72H181V73H183ZM189 72H191L190 68H189ZM205 72H206V71H204V73H205ZM231 72H232V71H230V73H231ZM251 72H253V70H252ZM251 72H250V74H251ZM104 73H105V72H104ZM115 73H117V72H115ZM146 73H145V74H146ZM152 73H153V72H152ZM155 73H156V72H155ZM159 73H160V72H159ZM161 73H163V75H164V72H161ZM168 73H169V72H168ZM173 73H174V72H173ZM173 73H171V74L169 73V75H174ZM198 73H199V72H198ZM198 73H196V74H198ZM200 73H201V72H200ZM200 73H199V74H200ZM226 73H227V72H226ZM228 73H229V72H228ZM112 74H113V73H112ZM141 74H140V76H141ZM143 74H144V72H143ZM145 74H144V75H145ZM183 74H184V73H183ZM205 74H206V73H205ZM207 74H208V71H207ZM212 74H211V75H212ZM216 74H217V73H216ZM218 74H219V73H218ZM242 74H243V73H242ZM110 75H111V74H110ZM114 75H115V74H114ZM125 75H126V74H125ZM130 75H132V74H130ZM130 75H129V76H130ZM137 75L139 76V73H137ZM154 75L156 76V74H153V76H154ZM157 75L159 76L160 74H157ZM163 75H162V76H163ZM165 75H166V73H165ZM185 75H186V72H185ZM193 75H194V74H193ZM201 75H203V74H201ZM220 75H223V73H221ZM224 75H227V74L224 73ZM228 75H229V74H228ZM252 75H253V73H252ZM254 75H255V74H254ZM83 76H85V75H83ZM111 76H112V75H111ZM129 76H128V77H129ZM138 76H136V77H138ZM149 76H150V75H149ZM149 76H148V77H149ZM162 76H161V77H162ZM176 76L178 77L179 75H176ZM180 76H182V75H180ZM190 76H191V75H190ZM190 76H189V77H190ZM197 76H198V75H197ZM197 76H196V77H197ZM204 76H206V75H204ZM242 76H243V75H242ZM244 76H245V75H244ZM107 77L109 78L110 76H107ZM115 77H117V76H115ZM142 77H144V76H142ZM142 77H141V78H142ZM169 77L171 78V76H168V78H169ZM194 77H195V75H194ZM199 77H200V76H199ZM199 77H198V78H199ZM207 77H208V76H206V81H208ZM210 77H211V76H210ZM228 77H229V76H228ZM233 77H234V76H233ZM131 78H132V77H131ZM152 78H153V77H152ZM164 78H165V77H164ZM164 78H163V79H164ZM170 78H169V80H170ZM172 78H173V76H172ZM183 78H184V77L182 76V79H183ZM200 78H201V77H200ZM202 78H203V76H202ZM226 78H227V77H226ZM226 78H225V79H226ZM243 78H244V77H243ZM79 79H81V78H79ZM103 79H104V78H103ZM112 79H113V78H112ZM157 79H158V78H157ZM165 79H166V78H165ZM174 79H175V76H174ZM178 79H179V78H177V80H178ZM180 79H181V77H180ZM187 79H188V78H187ZM189 79H190V78H189ZM189 79H188V80H189ZM192 79L195 80L196 78L194 79V78L192 77ZM211 79H212V78H211ZM220 79H221V78H220ZM223 79H224V77H223ZM255 79H257V77H256ZM81 80H82V79H81ZM107 80H108V79H107ZM126 80H128V79H126ZM149 80H150V79H149ZM151 80H152V79H151ZM158 80H160V79H158ZM161 80H162V79H161ZM166 80H168V79H166ZM183 80H184V79H183ZM197 80H198V79H197ZM209 80H210V79H209ZM213 80H214V79H213ZM213 80H212V82H213ZM216 80H218V79H216ZM216 80H215V82H217ZM236 80H237V79H236ZM79 81H80V80H79ZM116 81L118 82V79H117ZM137 81H138V80H137ZM139 81H141V79H140ZM139 81H138V82H139ZM181 81H182V80H181ZM186 81H187V80H186ZM186 81H185V83H186ZM189 81H190V80H189ZM195 81H196V80H195ZM206 81H205V82H206ZM219 81L221 82V80H219ZM226 81H227V80H226ZM241 81H242V80H241ZM248 81H249V80H248ZM91 82H92V81H91ZM97 82H98V81H97ZM102 82H104V81H102ZM111 82H112V81H111ZM126 82H127V81H126ZM138 82H137V83H138ZM153 82H154V81H153ZM163 82H164V81H163ZM170 82H171V81H170ZM172 82H173V80H172ZM177 82H178V81H177ZM183 82H184V81H183ZM196 82H197V81H196ZM201 82H203V81L201 80L200 83H201ZM208 82H209V81H208ZM208 82H206V83H208ZM212 82H210V83H212ZM223 82H224V80H223ZM250 82H251V81H250ZM98 83H99V82H98ZM98 83H97V84H98ZM107 83L109 84V81H107ZM107 83H106V85H107ZM134 83H135V82H134ZM137 83H136V84H137ZM140 83H142V81H141ZM140 83H139V85H140ZM161 83H162V82H161ZM161 83H160V84H161ZM174 83H175V81H174ZM174 83H173V84H174ZM178 83H179V82H178ZM185 83H184V84H185ZM188 83H189V82H188ZM200 83H199V84H200ZM206 83H201V85L204 86V84H206ZM210 83H208V84H210ZM213 83H214V82H213ZM224 83H225V82H224ZM231 83H232V82H231ZM231 83H230V84H231ZM72 84H73V83H72ZM104 84H105V83H104ZM104 84H103V85H104ZM112 84H113V83H112ZM119 84H120V83H119ZM125 84H126V83H125ZM136 84H135V86H136ZM156 84H157V83H156ZM160 84L158 83V85H160ZM167 84H168V83H167ZM175 84H177V83H175ZM197 84H198V83H196V85H197ZM216 84H217V83H215V87H216ZM226 84H227V82H226ZM226 84H225V85H226ZM248 84H249V83H248ZM93 85L95 86V84H93ZM93 85H92V86H93ZM98 85H99V84H98ZM122 85H123V84H122ZM141 85H142V84H141ZM161 85H162V84H161ZM165 85H166V84H165ZM171 85H172V84H171ZM177 85L179 86L180 83L177 84ZM181 85H182V83H181ZM188 85H189V84H188ZM190 85H191V83H190ZM193 85H195V84H193ZM232 85H233V84H232ZM238 85H239V83H238ZM255 85H256V84H255ZM255 85H254V86H255ZM22 86H23V85H22ZM22 86H21V89L23 88ZM71 86H73V85H71ZM169 86H170V84H168V88H169ZM191 86H192V85H191ZM191 86H190V87H191ZM203 86H202V87H203ZM210 86H211V85H210ZM221 86H222V84H221ZM234 86H236V85H234ZM85 87H86V86H85ZM115 87H116V85H115ZM130 87H131V86H130ZM138 87H139V86H138ZM161 87H162V86H161ZM163 87H164V86H163ZM174 87H175V86H174ZM195 87H196V86H195ZM195 87H194V88H195ZM211 87H212V86H211ZM237 87H238V86H237ZM239 87H241V86L239 85ZM24 88H25V87H24ZM24 88H23V89H24ZM73 88H74V87H73ZM78 88H79V87H78ZM92 88H93V87H92ZM94 88H95V87H94ZM121 88H123V87H121ZM121 88H120V89H121ZM128 88H129V87H128ZM128 88H127V89H128ZM131 88H132V87H131ZM134 88H135V87H134ZM139 88L141 89V86H140ZM143 88H145V87H142V89H143ZM176 88H177V86H176ZM181 88H182V87H181ZM185 88H186V87H185ZM185 88H184V89H185ZM192 88H193V87H192ZM192 88H190V89H192ZM200 88H201V87H200ZM225 88H226V86H225ZM225 88H224V89H225ZM234 88H236V87H234ZM241 88H242V87H241ZM241 88H240V89H241ZM243 88H244V87H243ZM243 88H242V89H243ZM76 89H77V88H76ZM86 89H87V88H86ZM88 89H89V88H88ZM88 89H87V90H88ZM103 89H105V88L103 87ZM114 89H115V88H114ZM120 89H119V90H120ZM123 89H124V88H123ZM136 89H138V88H136ZM164 89H165V87H164ZM171 89H172V90H171ZM171 89H170V90L173 92V88H172V87H171ZM196 89H197V88H196ZM196 89H195V91H196ZM202 89H203V88H202ZM206 89H207V90H208V89L210 90L209 86H208ZM212 89H213V88H212ZM217 89H219L220 92H221V89H220L219 86H218ZM228 89H229V88H228ZM228 89H227V90H228ZM250 89H252V88H250ZM250 89H249V90H250ZM69 90H70V89H69ZM77 90H78V89H77ZM89 90H90V89H89ZM91 90H92V89H91ZM99 90H100V89H99ZM145 90H146V89H145ZM154 90H156V89H154ZM176 90H177V89H176ZM176 90H175V93H177ZM193 90H194V89H193ZM209 90H208V91H209ZM213 90H214V89H213ZM230 90H231V89H230ZM235 90H236V89H235ZM235 90H234V91H235ZM237 90H238V89H237ZM249 90H248V91H249ZM1 91H2V90H1ZM66 91H68V90H66ZM75 91H76V90H75ZM84 91H85V90H84ZM84 91H83V94H84ZM102 91H104V90H102ZM106 91H107V90H106ZM112 91H114V90H112ZM126 91H127V90H126ZM141 91H142V90H141ZM141 91H140V92H141ZM143 91H144V89H143ZM157 91H158V90H157ZM163 91H164V90L162 89V93L165 94L164 92L166 91V89H165L164 92H163ZM171 91H169V92H167V93H170ZM185 91H186V90H185ZM197 91H198V90H197ZM197 91H196V92H197ZM200 91H202V90H200ZM200 91H199V93H200ZM214 91H215V90H214ZM216 91H217V90H216ZM222 91H223V90H222ZM64 92H65V90H64ZM72 92H74V91H72ZM72 92H71V93H72ZM91 92H92V91H90V94H91ZM94 92H95V91H93L92 94H93ZM118 92H119V91H118ZM118 92H116V93H118ZM122 92H123V91H122ZM172 92H171V93H172ZM179 92H180V91H179ZM182 92H183V91H182ZM189 92H190V91H189ZM196 92H195V93H196ZM202 92H203V91H202ZM202 92H201V94H200L201 96H198V98H200V97L203 96ZM204 92H206V94H208V92L205 91V87H204ZM209 92H210V91H209ZM211 92H212V91H211ZM236 92H238V91H236ZM74 93H75V92H74ZM76 93H77V92H76ZM85 93H86V92H85ZM88 93H89V92H87V94H88ZM96 93H97V92H95V94H96ZM100 93H101V92H100ZM100 93H99V94H100ZM106 93H107V92H106ZM112 93H113V92H112ZM146 93H147V92H146ZM146 93H145V95H146ZM149 93H150V92H148V95H149ZM199 93H198L197 95H199ZM218 93H219V92H218ZM218 93H217V95H218ZM224 93H225V91H224ZM224 93L222 92L223 95H224ZM228 93H231V92H228ZM232 93H234V92H232ZM242 93H243V91H242ZM247 93H248V92H247ZM2 94H3V93H2ZM77 94H79V93H77ZM80 94H81V93H80ZM87 94H86V95H87ZM97 94H98V93H97ZM97 94H96V96H98ZM103 94H104V93H103ZM110 94H111V93H110ZM122 94H123V93H122ZM137 94H138V93H137ZM139 94H140V93H139ZM141 94H142V93H141ZM143 94H144V92H143ZM159 94H160V92H159ZM173 94H174V92H173ZM206 94H205V96H206ZM209 94H211V93H209ZM209 94H208V95H209ZM213 94H214V93H213ZM219 94H220V93H219ZM252 94H253V93H252ZM4 95H5V94H4ZM4 95H0V97L2 96L1 98H4V97H3ZM10 95H11V94H10ZM65 95H66V94H65ZM101 95H102V93H101ZM104 95H105V94H104ZM104 95H103V96H104ZM129 95H130V93H129ZM131 95H132V94H131ZM131 95H130V96H131ZM145 95H144V96H145ZM152 95H153V93H152ZM182 95H183V94H182ZM182 95H181V97H182ZM194 95H195V94H194ZM208 95H207V97H208ZM214 95H216V94H214ZM217 95H216V96H217ZM232 95H233V94H232ZM55 96H57V95H55ZM62 96H64V95H62ZM99 96H100V95H99ZM113 96H114V95H113ZM113 96H112V97H113ZM134 96H135V95H134ZM144 96H143V97H144ZM150 96H151V95H150ZM159 96H161V94H160ZM162 96H163V95H162ZM211 96H212V95H211ZM211 96L209 95V98H211ZM221 96H222V95H221ZM221 96H220V97H221ZM226 96H227V93H226ZM239 96H240V95H239ZM248 96H249V95H248ZM11 97H13V96L11 95L10 98H11ZM65 97H66V96H65ZM93 97H94V96H93ZM109 97H110V96H109ZM140 97H142V96H140ZM147 97H148V96H147ZM157 97H158V96H157ZM165 97H166V96H165ZM169 97H171V94H170ZM175 97H176V96H175ZM175 97H174V98H175ZM181 97L179 96V98H181ZM185 97H186V96H185ZM190 97H191V96H190ZM207 97H206V98H207ZM220 97H219V98H220ZM231 97H232V96H231ZM231 97L229 98V97L227 96L228 99H231ZM243 97H245V95H244ZM251 97H252V95H251ZM1 98H0V99H1ZM62 98H63V97H62ZM126 98H127V97H126ZM129 98H131V97H129ZM151 98H152V97H151ZM155 98H156V96H155ZM163 98H164V96H163ZM166 98H167V97H166ZM166 98H164V99H166ZM195 98H196V97H195ZM202 98H203V97H202ZM204 98H205V97H204ZM216 98H217V97H216ZM222 98H224V97H222ZM239 98H242V97H239ZM6 99H7V98H6ZM6 99L4 98V100H5L4 102L2 101L3 99L1 100L2 103H3L2 106L4 107V105H5V108H6V105H7V106H10V107H13V106H11L12 104H11V105L8 104L9 99H8V101H7ZM11 99H12V98H11ZM96 99H97V98H96ZM144 99H145V97H144ZM156 99H157V98H156ZM168 99H169V98H168ZM170 99H171V98H170ZM183 99H184V98H183ZM186 99H187V98H186ZM186 99H184V100H186ZM212 99H215V96H214V98H213V96H212ZM247 99H249V98L247 97ZM54 100H55V98H54ZM75 100H76V99H75ZM85 100H86V99H85ZM87 100H88V99H87ZM129 100H131V99H129ZM146 100H147V99H146ZM174 100H175V99H174ZM194 100H195V99H194ZM198 100H199V99H198ZM207 100H209V99H207ZM215 100H217V99H215ZM226 100H227V99H226ZM253 100H254V98H253ZM6 101H7V103H6ZM60 101H61V100H60ZM82 101H84V99H83ZM102 101H103V103H104V100H102ZM106 101H107V100H106ZM106 101H105V102H106ZM142 101H143V100H142ZM148 101H149V100H148ZM150 101H151V100H150ZM162 101H163V100H162ZM162 101H160V102H162ZM164 101H165V100H164ZM164 101H163V102H164ZM166 101H168V100H166ZM180 101H181V100H180ZM180 101H179V102H180ZM192 101H193V99H192ZM200 101H201V102H200ZM203 101L206 102L205 99H203ZM211 101H212V100H211ZM217 101H218V100H217ZM237 101H238V100H237ZM251 101H252V100H251ZM75 102H76V101H75ZM77 102H80V101H77ZM86 102H88V101H86ZM93 102H94V101H93ZM95 102H96V101H95ZM97 102H98V101H97ZM97 102H96V103H97ZM99 102H100V101H99ZM114 102H115V101H114ZM114 102H113V103H114ZM116 102H117V101H116ZM143 102L145 103V100H144ZM169 102H170V101H169ZM169 102H168V103H169ZM185 102H186V101H185ZM185 102H184V103H185ZM195 102H196V101H195ZM195 102H194V105H193V106H195ZM198 102H200L201 105H202V103H204V102H202V99L199 100ZM212 102H213V101H212ZM219 102H220V101H219ZM219 102H216V104H218ZM223 102H226V101H223ZM228 102H230V101L228 100ZM231 102H233V101L231 100ZM231 102H230V103H231ZM253 102H254V101H253ZM253 102H252V104H251V103H250V104L253 105ZM0 103H1V102H0ZM5 103H6V104H5ZM58 103H59V102H58ZM84 103H85V102H84ZM96 103H95V104H96ZM110 103H111V102H110ZM144 103H143V106H144ZM165 103H166V102H165ZM174 103H175V101H174ZM176 103H177V102H176ZM176 103H175V104H176ZM182 103H183V102H182ZM196 103H197V102H196ZM209 103H210V102H209ZM221 103H222V101H221ZM226 103H227V102H226ZM233 103H235V102H233ZM237 103H240V102H237ZM248 103H249V100H248ZM255 103H258V102H254V105H253V106H255ZM48 104H49V103H48ZM56 104H57V103H56ZM73 104H76V103H73ZM92 104H94V103H92ZM100 104H102V103L100 102ZM115 104H116V103H115ZM118 104H119V103H118ZM186 104H187V103H186ZM186 104H185V105H186ZM204 104H205V103H204ZM206 104H208V103H206ZM210 104H211V103H210ZM212 104H214V103H212ZM227 104H229V103H227ZM227 104H226V105H227ZM231 104H232V103H231ZM241 104H242V103H241ZM241 104H240V105H241ZM21 105H22V104H21ZM57 105H58V104H57ZM57 105H55V106H57ZM84 105H85V104H84ZM97 105H98V104H97ZM102 105H107V104H102ZM108 105H110V104L108 103ZM196 105H197V104H196ZM201 105H200V106H201ZM219 105H220V103H219ZM226 105H225V108L227 109ZM232 105H233V104H232ZM232 105L229 104V107H230V106L233 107ZM246 105H247V104H246ZM15 106H16V105H15ZM75 106H76V105H75ZM89 106H91V108H92V107L94 108V106H92V105H89ZM100 106H101V105H100ZM203 106H204V105H203ZM205 106H206V105H205ZM223 106H224V104H223ZM27 107L29 108L30 106H27ZM32 107H33V106H32ZM32 107H30V108H32ZM50 107H51V106H50ZM52 107H54V106L52 105ZM52 107H51V108H52ZM96 107H98V106H96ZM111 107H113V104H111ZM130 107H131V106H130ZM206 107H207V106H206ZM210 107H211V105L209 106V109H211ZM231 107H230V108H231ZM234 107H235V105H234ZM236 107H237V105H236ZM245 107H247V106H245ZM250 107H251V106H250ZM13 108H15V107H13ZM25 108H26V107H25ZM36 108H37V107H36ZM36 108H35V109H36ZM88 108L90 109V107H88ZM116 108H118V106H116ZM213 108H214V107H213ZM219 108H221V105H220ZM219 108L216 107V109H219ZM230 108H229V109H230ZM240 108H241V107H238L239 110H240ZM253 108H256V107H253ZM7 109H9V108H7ZM11 109H12V108H11ZM15 109H16V108H15ZM15 109H14V110H15ZM33 109H34V108H33ZM62 109H63V108H62ZM74 109H75V108H74ZM74 109H73V110H74ZM118 109H120V108H118ZM122 109H123V106H122ZM201 109H202V108H201ZM203 109H204V107H203ZM205 109H207V108H205ZM229 109H228V110H229ZM245 109H246V108H245ZM0 110H1V109H0ZM3 110H4V109H3ZM14 110L12 109L13 112H14ZM37 110H38V108H37ZM51 110H52V109H51ZM56 110H57V109H56ZM85 110H86V108H85ZM85 110L83 109V112H84ZM120 110H121V109H120ZM193 110H194V108H193ZM221 110H222V109H221ZM221 110H220V111H221ZM228 110H227V111H228ZM256 110H257V109H255V111H256ZM16 111H17V115H18V117H19V114H18V113H19V112H18L19 109H18V110L16 109ZM38 111H39V110H38ZM58 111H59V110H58ZM88 111H89V110L87 109V112H88ZM124 111H125V110H124ZM124 111H123V112H124ZM130 111H131V110H130ZM204 111H205V110H204ZM208 111H210V110L207 109V112H208ZM223 111H225V110H223ZM232 111H233V108L231 109L230 112H232ZM234 111H235V110H234ZM234 111H233V112H234ZM236 111H237V109H236ZM248 111H250V110H248ZM248 111H247V112H248ZM4 112L7 113L6 109H5ZM4 112H3V113H4ZM87 112H86V113H87ZM96 112H97V111H96ZM200 112H201V111H200ZM205 112H206V111H205ZM214 112H215V110L213 111V114H214ZM221 112H222V111H221ZM225 112H226V111H225ZM245 112H246V111H245ZM3 113L0 114V132H1V130L3 131V127H4V126L8 127V126H9V122H10V120L7 121V120H8V118H7L6 121L8 122V123H7L8 126L5 125L6 122H5L3 119L6 118V117H4V114H3ZM11 113H12V112H11ZM70 113H71V112H70ZM77 113H78V112H77ZM80 113H81V112H80ZM124 113H125V112H124ZM194 113L197 114V112H194ZM210 113H211V111H210ZM215 113L218 115L220 112H219V113L215 112ZM226 113H227V112H226ZM234 113H235V112H234ZM255 113H256V112H255ZM9 114H10V113H9ZM15 114H16V113H15ZM88 114H89V113H88ZM97 114H98V113H97ZM125 114H126V113H125ZM125 114H124V115H125ZM198 114H199V113H198ZM198 114H197V115H198ZM200 114H201V113H200ZM205 114H206V113H205ZM208 114H209V113H208ZM227 114H228V113H227ZM231 114H233V113H230V117H231ZM249 114H253V113L250 111ZM13 115H14V114H13ZM20 115H21V113H20ZM65 115H66V114H65ZM74 115H75V114H74ZM77 115H78V114H77ZM86 115H87V114H86ZM89 115H90V114H89ZM127 115H129V114H126V116H127ZM202 115H203V114H202ZM211 115H212V114H211ZM211 115H210V116H211ZM222 115H224V114H222ZM244 115H245V114H244ZM10 116H11V115H10ZM21 116L23 117V115H21ZM24 116H25V115H24ZM28 116H29V115H28ZM51 116H52V115H50L49 117H51ZM62 116H63V115H62ZM72 116H73V115H72ZM79 116H80V114H79ZM82 116H84V115H82ZM92 116H93V114H92ZM203 116H204V115H203ZM203 116H201V117H203ZM206 116H207V117H206ZM208 116H209V115H205L206 118H209V117H210V116H209V117H208ZM214 116H215V114H214ZM214 116H213V117H214ZM219 116H221V113L219 114ZM224 116L226 117V115H224ZM224 116H222V117L224 118ZM234 116H235V114H234ZM234 116H232L233 119H234ZM252 116H253V115H252ZM76 117H77V116H76ZM93 117H94V116H93ZM95 117H96V116H95ZM95 117H94V118H95ZM114 117H115V116H114ZM130 117H131V115L129 116V119H130ZM132 117H133V116H132ZM222 117H221V118H222ZM228 117H229V116H228ZM230 117H229V118H230ZM236 117H237V116H236ZM238 117H239V116H238ZM238 117H237V118H238ZM16 118H17V117H16ZM16 118H15V119H16ZM19 118H20V117H19ZM53 118H54V117H53ZM55 118H56V117H55ZM79 118H80V117H79ZM88 118H89V117H88ZM197 118H198V117H197ZM223 118H222V120L220 119V120H221V121H220L221 123H222V121H223ZM246 118H247V117H246ZM246 118H244V119H246ZM27 119H30V117L27 118ZM32 119H33V117H32ZM65 119H68V117L65 118ZM70 119H71V117H70ZM107 119H108V118H107ZM109 119H110V118H109ZM211 119H212V118H211ZM211 119H210V121H211ZM54 120H55V119H54ZM58 120H59V119H58ZM63 120H64V119H63ZM63 120H61L62 123H63ZM71 120H72V119H71ZM74 120H75V119H74ZM95 120H96V119H95ZM202 120H204V119H201V120H200L201 123H200V121H198V122L200 123V124H198V125H201V124H202V122H203ZM206 120H207V119H205V121H206ZM212 120H215V119H212ZM216 120H219V119L216 118ZM224 120H226V118H225ZM239 120H240V119H239ZM253 120H255V118H254ZM253 120H252V121H253ZM3 121H4L5 123H4ZM11 121H12V120H11ZM15 121H18V120H15ZM59 121H60V120H59ZM67 121H68V120H67ZM77 121H78V120H77ZM89 121H90V119H89ZM112 121H113V120H112ZM208 121H209V120H208ZM230 121H231V120H230ZM232 121H236V120H232ZM13 122H14V121H13ZM69 122H70V121H69ZM69 122H66V123H69ZM75 122H76V121H75ZM81 122H82V121H81ZM196 122H197V121H196ZM211 122H212V121H211ZM225 122H226V121H225ZM236 122H237V121H236ZM238 122H239V121H238ZM240 122H241V121H240ZM248 122H249V121H248ZM59 123L61 124V122H59ZM64 123H65V122H64ZM64 123H63V125H64ZM118 123H119V122H118ZM216 123H217V121H216ZM216 123H214V124L216 125ZM242 123H244V122H242ZM249 123H250V122H249ZM17 124H18V123H17ZM19 124H20V120H19ZM22 124H23V121H22ZM24 124H25V123H24ZM24 124H23V127L25 126ZM69 124H70V123H69ZM71 124L73 125V123H71ZM93 124H94V122H93ZM93 124H92V125H93ZM95 124H96V123H95ZM208 124H209V122H208ZM217 124H218V123H217ZM223 124H224V123H223ZM234 124H235V123H234ZM238 124H239V123H238ZM238 124H237V125H238ZM29 125H30V123H29ZM63 125H62V126H63ZM66 125H67V124H65V126H66ZM84 125H85V124H84ZM89 125H90V124H89ZM106 125H107V124H106ZM203 125H204V124H203ZM203 125H202V127H203ZM221 125H222V124H221ZM227 125H229V124H227ZM245 125H246V123H245ZM245 125H243V126L241 125V126L244 127ZM251 125H252V124H251ZM15 126H17V125L15 124ZM217 126H218V125H216L215 128H217ZM219 126H220V123H219ZM219 126H218L217 129H220ZM225 126H226V123H225ZM230 126H232V123H231ZM234 126H235V125H234ZM234 126H233V127H234ZM248 126H249V124H248ZM11 127H12V126H11ZM70 127H71V126H69L68 128H70ZM81 127H83V126H81ZM93 127H94V126H93ZM204 127H205V126H204ZM204 127H203V128H204ZM206 127H207V126H206ZM223 127H224V125H223ZM238 127H240V125H239ZM13 128H14V127H13ZM17 128H18V127H17ZM27 128H28V127H27ZM74 128H75V127H74ZM78 128H79V127H78ZM89 128H90V127H89ZM207 128H208V127H207ZM210 128H211V127H210ZM215 128H214V129H215ZM226 128H228V126L225 127V129H226ZM230 128H231V127H229V129H230ZM248 128H249V127H248ZM250 128H251V127H250ZM7 129H8V128H7ZM7 129H6V130H7ZM25 129H26V127H25ZM25 129H24V131H25ZM30 129H31V128H30ZM70 129H71V128H70ZM76 129H77V128H76ZM205 129H206V128H205ZM223 129H224V128H223ZM232 129H233V130H234V129H237V127H236V128H232ZM232 129H230V130H228V131L230 132ZM238 129H239V128H238ZM240 129L242 130V128H240ZM12 130H13V129H12ZM14 130H15V129H14ZM16 130H17V129H16ZM18 130H19V129H18ZM18 130H17V131H18ZM20 130H23V128H21ZM68 130H69V129H68ZM87 130H88V129H87ZM215 130H216V129H215ZM233 130H232V131H233ZM241 130H240V131H241ZM7 131H8V130H7ZM17 131H16L15 133L18 134ZM30 131H31V130H30ZM71 131H72V130H71ZM237 131H238V130H237ZM242 131H243V130H242ZM242 131H241V132H242ZM247 131H248V130H247ZM250 131H251V130H250ZM253 131H254V130H253ZM10 132H11V131H10ZM26 132H27V131H26ZM28 132H29V131H28ZM220 132L222 133L223 131L220 130ZM234 132H235V130H234ZM1 133H2V132H1ZM4 133H5V132H4ZM4 133H2V134H4ZM6 133H9V131L6 132ZM12 133H13V131H12ZM225 133H226V132H225ZM231 133H233V132H231ZM17 134H16V135H17ZM23 134H24V133H23ZM26 134H27V133H26ZM239 134H241V133L239 132ZM242 134H243V132H242ZM253 134H254V133H253ZM4 135H5V134H4ZM227 135H230V134L228 133ZM227 135H226V136H227ZM237 135H238V134H237ZM246 135H247V134H246ZM246 135H245L244 138H246ZM251 135H252V134H251ZM0 136H1V135H0ZM8 136L11 137L12 135H8ZM14 136H15V134H14ZM14 136H12V137H14ZM19 136H20V135H19ZM19 136H17V137L15 136V137L18 138ZM21 136H22V135H21ZM23 136H24V135H23ZM26 136H27V135H26ZM29 136H30V135H29ZM29 136H28V137H29ZM222 136H223V135H222ZM233 136H234V135H233ZM224 137H225V136H224ZM227 137L230 138L229 136H227ZM235 137H236V136H235ZM252 137H254V136H252ZM21 138H22V137H21ZM228 138H227V140H228ZM232 138H233V137H232ZM239 138H240V137H239ZM242 138H243V137H242ZM247 138H250V137H247ZM247 138H246V139H247ZM8 139L10 140V138H8ZM19 139H20V138H18L17 140H19ZM26 139H27V138H26ZM230 139H231V138H230ZM246 139H243V141L246 140ZM4 140H5V138H4ZM6 140H7V139H6ZM11 140H12V139H11ZM11 140H10V141H11ZM20 140H22V139H20ZM31 140H32V139H31ZM231 140H232V139H231ZM231 140H230V141H231ZM234 140H235V139H234ZM236 140H237V139H236ZM236 140H235V143H236ZM241 140H242V139H241ZM14 141H15V140H14ZM27 141L29 142L30 140H27ZM232 141H233V140H232ZM232 141H231V143H232ZM248 141H249V140H248ZM0 142H2V141H0ZM7 142H8V141H7ZM15 142H16V141H15ZM24 142H25V141H24ZM228 142H229V140H228ZM240 142H241V141L239 140V143H238L239 145H240ZM244 143H245V141H244ZM6 144H7V143H5V144H3V145L6 146ZM18 144H19V143H18ZM138 144H139V143H138ZM245 144H246V143H245ZM9 145H11V144L9 143ZM231 145H232V144H231ZM236 145H237V143L234 144V146H236ZM243 145H244V144H243ZM1 146H2V145H1ZM1 146H0V148H1ZM5 146L2 147V148H5ZM13 146H14V145H13ZM26 146H27V145H26ZM232 146H233V145H232ZM234 146H233V147H234ZM19 147H20V145H19ZM19 147H18V148H19ZM143 147H144V145H143ZM236 147H238V146H236ZM236 147H235V148H236ZM243 147H244V146H243ZM249 147L251 148L252 146H249ZM249 147H248V148H249ZM254 147H255V146H254ZM254 147H253V148H254ZM6 148H7V147H6ZM6 148H5V149H6ZM12 148H15V147H11V149H12ZM16 148H17V147H16ZM25 148H26V147H25ZM238 148H239V147H238ZM245 148H246V145H245ZM253 148H252V149H253ZM5 149H3V150H5ZM11 149H9V150H11ZM19 149H21V148H19ZM27 149H28V148H27ZM30 149H31V147H30ZM30 149H29V150H30ZM242 149H243V148H242ZM1 150H2V149H1ZM3 150H2V151H3ZM6 150H8V149H6ZM14 150H15V149H14ZM23 150H24V149H23ZM25 150H26V149H25ZM233 150H234V149H232V151H233ZM235 150H236V149H235ZM240 150H241V149H240ZM240 150H239V151H240ZM244 150H245V149H244ZM134 151H135V150H134ZM237 151H238V149H237ZM250 151H251V150H250ZM252 151H253V152H252V154H253L255 150H252ZM6 152H7V151H6ZM9 152H10V151H9ZM11 152H14V151H11ZM15 152H18V151H15ZM235 152H236V151H235ZM243 152L245 153V151H243ZM0 153H1V151H0ZM4 153H5V151H4ZM26 153H28V152H26ZM135 153H136V152H135ZM244 153L242 154L243 157H244V155L246 154V153H245V154H244ZM248 153H249V152H247V154H248ZM10 154H11V153H10ZM236 154H237V152H236ZM239 154H240V152H239ZM249 154H250V153H249ZM252 154H251V155H252ZM3 155H4V154H3ZM5 155H6V154H5ZM5 155H4V156H5ZM8 155H9V153H8ZM8 155H7V156H8ZM18 155H20V154H18ZM7 156H6V158H7ZM14 156H16V155L14 154L13 157H11V158H13V159L16 158V157H14ZM25 156H26V155H25ZM25 156H24V157H25ZM33 156H34V154H33ZM33 156H32V157H33ZM36 156H37V155H36ZM247 156H248V155H246V157H247ZM253 156H254V154H253ZM0 157H1V155H0ZM17 157H18V159L16 158L17 160H19V157H21V159H22V156H21V155H20V156H17ZM34 157H35V156H34ZM38 157H39V156H38ZM38 157H37V158H38ZM41 157H43V156H41ZM237 157H238V154H237ZM240 157H241V156H240ZM243 157L240 158V159H244ZM11 158H9V159L11 160ZM44 158H45V157H44ZM251 158H252V157H251ZM253 158H254V157H253ZM2 159L4 160L5 157L2 158ZM7 159H8V158H7ZM16 159H15V160H16ZM21 159H20V160H21ZM33 159H34V158H33ZM33 159H32V160H33ZM40 159H41V158H40ZM20 160H19V161H20ZM38 160H39V159H38ZM238 160H239V159H238ZM248 160H249V161H250V160H252V161L254 160V161H255V159H248ZM6 161H7V160H6ZM21 161H22V160H21ZM26 161H29V160H26ZM244 161H245V159H244L242 162H244ZM252 161H251V162H252ZM1 162L3 163L2 160H1ZM7 162H8V161H7ZM11 162H15V161H14V160H11ZM11 162L9 161V163H11ZM16 162H17V166H18V165L21 166L22 163L20 164V162H19V163H18V161H16ZM16 162H15V163H16ZM23 162H24V161H23ZM31 162H33V161H31ZM38 162H39V161H38ZM43 162H44V161H43ZM240 162H241V160H240ZM251 162H248V161L246 160V163H245V164H247V163H250V164H251ZM9 163H8V165H9ZM35 163H36V162H35ZM41 163H42V162H41ZM41 163L39 162L38 165H39V164H40V165L43 164V163H42V164H41ZM3 164H4V163H3ZM23 164H24V165H22V166H24V167L27 166V165H25V163H23ZM29 164H31V163H29ZM104 164H105V163H104ZM253 164H254V163H253ZM0 165H1V164H0ZM10 165H11V164H10ZM10 165H9V166H10ZM12 165H13V164H12ZM12 165H11V166H12ZM40 165H39V166H40ZM43 165H44V164H43ZM248 165H249V164H248ZM11 166H10V168H11ZM17 166L15 165L14 168H16ZM28 166H29V165H28ZM30 166H31V165H30ZM30 166H29V167H30ZM245 166H247V165H245ZM252 166H253V165H252ZM252 166H250V167L252 168ZM6 167H7V165H6ZM12 167H13V166H12ZM24 167H23V168H24ZM97 167H98V166H97ZM10 168H9V169H10ZM23 168H22V170H23ZM26 168H27V167H25L24 169H26ZM31 168H32V166H31ZM31 168H28V171H30L29 169H31ZM33 168H36V167H33ZM3 169H4V168H3ZM7 169H8V168H7ZM115 169H116V168H115ZM5 170H6V169H5ZM17 170H20V169H17ZM31 170H32V169H31ZM248 170L251 171L250 168H249ZM0 171H2V170H0ZM8 171H10V170H7L6 172H8ZM12 171H13V170H12ZM32 171H33V170H32ZM32 171H31V173H32ZM97 171H98V170H97ZM6 172H5V174H6ZM17 172H18V171H17ZM9 173H10V172H9ZM19 173H20V172H19ZM21 173H24V171H21ZM21 173H20V175H22ZM1 174H2V173H1ZM12 174H13V173H12ZM248 174H249V173H248ZM6 175H9V174H6ZM18 175H19V174H18ZM20 175H19V176H20ZM23 175H24V174H23ZM0 176H1V175H0ZM28 176H29V175H28ZM28 176H27V177H28ZM27 177H26V178H27ZM17 178H18V177H17ZM17 178H16V179H17ZM22 178H23V177H22ZM28 178H29V177H28ZM30 178H31V177H30ZM96 178H97V177H96ZM16 179H14V180H16ZM24 179H25V178H24ZM24 179H23V180H24ZM6 181H7V180H6ZM11 181H12V180H11ZM11 181H10V182H11ZM21 181H22V180H21ZM12 182H13V181H12ZM16 183H17V182H16ZM16 183H15V184H16ZM25 183H27V182H25ZM2 184H3V183H2ZM18 184H19V183H18ZM20 184H21V182H20ZM0 185H1V184H0ZM3 185H4V184H3ZM6 185H7V183H6ZM12 185H14V184H12ZM21 185H22V184H21ZM28 185H29V184H28ZM91 185H92V184H91ZM4 186H5V185H4ZM10 186H11V184H10ZM18 186H20V185H18ZM5 187H6V186H5ZM5 187H3V188H5ZM7 187H8V186H7ZM16 187H17V186L15 185V188H16ZM20 187H21V186H20ZM25 187H26V186H25ZM28 187H30V186H28ZM15 188H13V189H15ZM23 188H24V187H22V189H23ZM18 189H19V188H18ZM7 190H8V189H7ZM27 190H28V189H27ZM9 191H11L12 194H13V190H9ZM14 191H15V194H13V195H16V194H17V193H16L17 190H14ZM22 191H23V190H22ZM1 192H2V191H0V193H1ZM28 192H29V191H28ZM109 192H110V191H109ZM2 193H3V192H2ZM4 193H5V191H4ZM4 193H3V195H4ZM9 193H10V192H9ZM18 193H19V192H18ZM26 194H27V192H26ZM26 194H25V195H26ZM17 195H18V194H17ZM30 195H31V193H30ZM1 196H2V195H1ZM1 196H0V199L3 198V197H1ZM26 196H28V194H27ZM9 197H12V196L9 195ZM13 197H15V196H13ZM21 197H22V196H21ZM23 197H24V195H23ZM15 198H16V197H15ZM18 198H19V197H18ZM28 198H29V197H28ZM5 199H6V198H5ZM8 199H9V198L7 197V200H8ZM10 199L12 200V198H10ZM13 199H14V198H13ZM19 199H21V198H19ZM104 199H105V198H104ZM1 200H2V199H1ZM1 200H0V201H1ZM25 200H26V199H25ZM25 200H23V201H25ZM27 200H28V199H27ZM30 200H31V199H30ZM30 200H29V201H30ZM100 201H101V199H100ZM100 201H99V202H100ZM3 202H5V201H3ZM19 202H21L20 204H22V201H19ZM103 202H104V200H103ZM106 202H107V201H106ZM1 203H2V202H1ZM9 203H10V202H9ZM9 203H8V204H9ZM12 204H13V203H12ZM12 204H10V206H11ZM101 204L103 205V203H101ZM3 205H5L6 207H8L6 204H3ZM14 205H17V204L15 203ZM22 205H23V204H22ZM24 205H26V204H24ZM24 205H23V206H24ZM1 206H2V205H1ZM17 206L19 207V205H17ZM97 206H98V203H97ZM6 207H5V208H6ZM11 207H12V206H11ZM21 207H22V206H21ZM2 208H3V207H1L0 210H3V209L5 210V208H3V209H2ZM8 208H9V207H8ZM6 209H7V208H6ZM12 209H13V208H12ZM4 210H3L2 212H4ZM9 210H11V208H10ZM39 210H40V209H39ZM36 211H37V210H36ZM5 212H6V211H5ZM6 213H7V212H6ZM40 213H41V212H40ZM7 214H8V213H7ZM7 214H6V215H7ZM0 215H1V214H0ZM9 215H10V214H9ZM36 215H38V212H37ZM36 215H32V216H31L33 220L35 219V218H33V216H36ZM39 216H40V215H39ZM8 217L10 218L11 215L8 216ZM12 217H13V216H12ZM28 218H30V216H29ZM28 218L26 219V221L28 220ZM6 219H7V218H6ZM14 219H15V218H14ZM36 219H37V218H36ZM7 220H8V219H7ZM9 220H10V219H9ZM9 220H8V221H9ZM12 220H13V219H12ZM33 220H32V221H33ZM38 220H39V219H37V222H38ZM13 221H14V220H13ZM30 221H31V220L29 219L28 222L30 223ZM32 221H31V224L33 225V224L35 223V220H34L33 223H32ZM40 221H41V220H40ZM6 222H7V221H6ZM17 222H18V221H17ZM13 223H14V222H13ZM4 224H5V222H4ZM14 224H16V223H14ZM14 224H13V225H14ZM20 224H21V222H20ZM25 224H27V222H25ZM36 224L39 225L38 223H36ZM40 224H41V223H40ZM7 225H8V224H7ZM7 225H6V226H7ZM11 225H12V224H11ZM18 225H19V222H18ZM4 226H5V225H4ZM14 226H15V225H14ZM19 226H21V225H19ZM25 226H26V225H25ZM25 226L23 225V227H25ZM33 226H34V225H33ZM33 226H31V227H33ZM1 227H3V226H1ZM16 227H17V225H16ZM16 227H15V228H16ZM27 227H28V226H27ZM35 227H36V226H35ZM37 227H38V226H37ZM150 227H151V226H150ZM7 228H8V227H7ZM7 228H6V229H7ZM9 228L12 229L11 227H9ZM17 228H18V227H17ZM2 229H3V228H2ZM10 229H9V232H10ZM23 229H24V228H23ZM7 230H8V229H7ZM7 230H6V231H7ZM13 230H14V229H13ZM18 230H19V229H18ZM25 230H26V229H25ZM3 232L6 233L4 230H3ZM0 233H1V232H0ZM4 233H3V234H4ZM12 233H13V232H12ZM12 233H9V234H12ZM1 234H2V233H1ZM1 234H0V235H1ZM14 234H15V232H14ZM14 234H13V235H14ZM38 234H39V233H38ZM5 235H6V234H5ZM35 235H36V234H35ZM41 235H42V233L39 234V238H41ZM1 236H2V235H1ZM22 236H23V234H22ZM22 236H21V237H22ZM36 238H38V237H36ZM0 239L3 240L2 237H1ZM39 240H40V239H39ZM0 244H1V243H0ZM248 255H249V254H248ZM0 264H1V263H0Z\"/></svg>","mask_w":264,"mask_h":264},{"label":"built area","instance_id":"obj_3","mask_svg":"<svg viewBox=\"0 0 264 264\" xmlns=\"http://www.w3.org/2000/svg\"><path fill=\"white\" fill-rule=\"evenodd\" d=\"M9 19H10V13H9V11H5L0 17V24L2 22L8 21ZM0 43H1V34H0Z\"/></svg>","mask_w":264,"mask_h":264}]
</instances>
